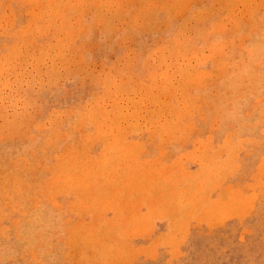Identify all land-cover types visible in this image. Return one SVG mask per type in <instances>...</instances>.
<instances>
[{
    "label": "rangeland",
    "instance_id": "374dc122",
    "mask_svg": "<svg viewBox=\"0 0 264 264\" xmlns=\"http://www.w3.org/2000/svg\"><path fill=\"white\" fill-rule=\"evenodd\" d=\"M6 1H8V2H6ZM19 1L20 0H0V24L1 23L5 24V25H2V24L0 25L1 27H3V28L0 27V55L4 53L3 56H0V71L5 74L4 75L3 73L0 72L1 73L0 74V77H1L0 78V82H1L0 83V100H1L0 101V108H1V110H0V117H1L0 122H1V124L4 122L2 125H0V212H1L0 213V264H58V263L59 264H81L83 261L84 262L82 264H87V263L88 264H102V262H103V264H108V263L109 264H111V263L115 264L117 261L120 262L117 264H121V263L122 264H264V166H263L264 165L263 164L264 163V160H263L264 159V132H263V130H264V114H263V112H264V109H263L264 108V0H254V1H256V3L253 0H251V1L250 0H239L240 3L241 2L243 3V1H244V3H243L244 5H242V3L240 4L239 1L237 2L236 0L235 1H233V0H224L223 1L222 0L224 3L223 2L221 3L220 0H216L217 2L214 0H201V1L200 0H179V2H178L176 0L175 1L176 4L173 2L174 0H138V6H134V5H137V0H126V1L125 0H121V1L120 0H114V2H113V0H110L109 2H107L106 0H102V3H101V0H98V1L96 0L97 3L99 1L101 3V4L99 3L98 5H97V3L95 5V3H94L95 0H92V1H90V0L89 1L88 0H82V1L73 0L74 3L72 0H70V2L72 1L71 3H68L69 0H65V2H64V0H57L60 2H57L56 0H53L54 2L52 0H49V2H52L51 4L46 3V2H48V0L47 1L46 0H37V1L25 0V1H27L26 3L24 0H22L23 2L22 1L19 2ZM29 1H31V2H29ZM104 1H106L107 3H105ZM111 1L113 2V4ZM145 1H146V3H144ZM227 1H230V2H227ZM75 2H77L76 4H78V5H76ZM81 2H83V3H81ZM122 2H123V4L121 5ZM140 2L141 3L143 2V3L141 4ZM215 2H216V4H215ZM36 3L39 5V9H37L38 5H36ZM57 3H58V5H57ZM220 3L222 5H220ZM3 4H5V5H3ZM48 4H50V5H48ZM79 4L82 5L83 7L80 6ZM87 4H88V6H87ZM171 4L173 6L172 8H171V6H169ZM179 4H181V5H179ZM212 4H214V5L212 6ZM226 4L229 5L230 8ZM232 4L233 5L237 4V6L235 5L236 6L235 7ZM56 5L58 6V10L56 9L57 11H59V9H61L63 7L62 10H60V12H58V13H60V15L57 14L58 16L55 14V13H57V11L54 10L57 7ZM71 5H73L75 7H72ZM94 5L96 7H93ZM126 5L127 6L130 5V6L126 7ZM140 5H141V7H140ZM145 5H148V6H145ZM176 5H177V7L178 6L179 7L177 8ZM250 5H252V6H250ZM54 6H55V8H54ZM70 6H71V8L69 9L68 7H70ZM78 6H80V7H78ZM98 6H99V9H98ZM103 6H105V7H103ZM110 6L111 7L115 6V7L114 8L112 7L111 8L112 10H110ZM121 6H124V7H121ZM192 6H194V7H192ZM31 7L34 10L36 9V11L33 12ZM49 7H50V9H49ZM81 7H82V9H81ZM90 7H92V8H90ZM139 7H140V9H139ZM233 7H234V9H233ZM106 8H109V9H106ZM141 8L143 9V13H142ZM148 9L150 11L152 10L155 12L152 13V11L150 12ZM170 9L171 10L173 9L174 11L172 10L171 12H167V11H170ZM198 9H199V11H198ZM212 9H214V10H212ZM218 9H219V12H218ZM232 9H233V11H232ZM247 9H249V10H247ZM37 10L38 11L41 10V11L38 12ZM81 10H84V11L82 12ZM201 10L203 12L200 14ZM48 11H50V13L51 12L52 13L49 14ZM112 11H113V13H112ZM210 11L212 13H210ZM4 12H6L5 13L6 15L4 14ZM35 12L39 13V16H37L36 15L37 13L35 14ZM104 12H105V14H104ZM135 12H136L137 16L139 15V13H140V15L142 14L144 16L139 15V17H137V16H135ZM232 12H234V13L232 14ZM73 13H74V15H73ZM163 13H164V16H163ZM190 13H193L195 17L194 16L191 17L193 14L190 15ZM209 13H210V15H208ZM3 14H4V16H2ZM27 14L29 16H27ZM118 14H120V15L118 16ZM122 14H123V16H122ZM125 14H127V15H125ZM128 14H130V15H128ZM169 14L171 15L172 18L170 17ZM224 14H226L227 17L229 15H231L228 17L230 20L227 19V17H224L223 16ZM198 15H200V16H198ZM59 16L63 17L64 19H62ZM68 16H70L69 19L71 20V22H68V21H70L69 19H67ZM72 16H73V18H72ZM106 16H108V18ZM132 16H134L135 18ZM196 16L200 17V19H198V17H196ZM221 16H223V18L220 21L219 18L221 19ZM1 17L2 18L5 17V18H3L4 20L1 19ZM53 17L56 21L54 19H52ZM125 17H126L127 21L128 20H130V21H128V22L126 21V23H125V21H124ZM127 17H128V19H127ZM190 17H191V19H190ZM48 18H50L51 20ZM105 18L107 19V21ZM131 18H132V20H131ZM141 18L142 19L145 18L144 21H142ZM33 19H35L34 24H32L34 22V21H32ZM134 19H136V22ZM167 19H169V20H167ZM196 19H198V20H196ZM223 19L229 20V21L227 22ZM60 20H61V23H58ZM147 20H150V21H147ZM189 20L192 22H190ZM8 21H10V22H8ZM29 21H31V22H29ZM105 21L109 24V26H111V25L112 26L111 27H109L108 25L106 26ZM172 21H173V24H172ZM174 21H175V23H174ZM137 22H139V24ZM143 22L145 23V25L140 26ZM185 22L187 23V25ZM195 22H198V23H195ZM218 22H219V24H220V22H221V24H222V22H224V24H226V25L225 26L222 25V27H221V24L220 25L217 24ZM56 23L60 27H58V25H56ZM134 23L137 25H135ZM24 24L25 25L29 24V25L28 26L26 25L27 26L26 27ZM72 24L74 26H72ZM189 24L192 27H189L190 26ZM62 25H63V27H62ZM133 25H135L137 27H135ZM211 25L216 26V27L219 26V27L214 28ZM9 26H11V27H9ZM131 26L133 29L131 28ZM7 27H8V29H7ZM24 27H26L27 29ZM28 27L29 28L31 27V29L29 30ZM72 27H74V28L72 29ZM201 27H203V28L205 27V29H203ZM207 27L208 28L210 27V31H208ZM225 27H227V28H225ZM5 28H6V30H4ZM33 28H35L36 30ZM186 28L191 29V30H187ZM196 28H197V30H196ZM199 28H200V30H199ZM206 28H207V30H206ZM1 29H2V33H1ZM25 29H26V31L24 32ZM59 29L61 32L59 31ZM66 29L69 31V33H68V31H66ZM167 29L168 30L170 29V31H168ZM180 29H181V31H180ZM217 29L220 31H217ZM8 30H9V32H5ZM19 30H21V31H19ZM22 30H23V33H22ZM137 30H139V32ZM192 30H194V31H192ZM27 31L31 34H29ZM3 32H5V33H3ZM184 32L187 35H185ZM212 32L213 33L215 32L216 34L215 33L213 34ZM20 33L23 35L21 36ZM58 33H60V34H58ZM174 33H176L177 35H175ZM16 34H19V36L18 35L16 36ZM189 34H192V35H189ZM193 34H195L196 37H194ZM198 34L202 38H200L198 36ZM59 35L61 37H59ZM203 35H206V36H203ZM210 36H211V38H210ZM169 37L170 38L172 37V38L170 39ZM204 37H206V38L203 39ZM55 38L57 40H55ZM165 38H167L168 40H166ZM58 39H60L61 42ZM62 39H64V41H67V42L62 41ZM180 39H181V41H180ZM206 39H208V40L210 39V43ZM20 40H21V42L22 41L23 42L19 43ZM26 40H28L29 42H27ZM165 40H166V42H165ZM176 40H178V41H176ZM11 42H13V43L11 44ZM45 42H46V45H45ZM55 42L57 43V45H55ZM175 42L176 43L178 42V43L176 44ZM184 42H185V44L187 43L186 45H188L187 46L188 48L197 47V48H195L196 50L195 49H193V50L196 51L198 56H195L196 53L193 50H191V48H190V50H191L190 51L186 47V45L183 46ZM217 42L220 45H221L220 42H223L221 45L222 48H221V46H219V44ZM23 43L26 44V46H24ZM49 43H50V45H49ZM208 43L210 44L209 48L207 47ZM212 43H213V45H212ZM215 43L217 44V46ZM4 44H7V45H4ZM51 44H53V45L51 46ZM63 44H65L66 46ZM157 44L159 46H161V45H163V46L159 47ZM190 44L193 45V47L190 46ZM205 44H206V46H205ZM43 45H44V47H43ZM214 45L216 47H219V48H217V50H216V47ZM58 46H59V48H57ZM213 46H214V48H213ZM48 47H50V48H48ZM154 47H156V48H154ZM168 47L170 49L171 48L172 49L170 50V49H168ZM183 47L185 49H183ZM210 47H212V49H210ZM228 47L230 49H228ZM18 48H20V49H18ZM32 48H33V50H32ZM198 48H199V50H198ZM12 49L14 52L12 51ZM38 49L39 50L41 49V50L38 51ZM46 49H48V50H46ZM58 49L62 52H60ZM176 49L178 50V52ZM179 49H180V51L183 50L182 53L184 55L186 54L189 58L184 56L183 54H181ZM55 50H56V52H55ZM150 50H151V52H150ZM172 50H174L175 52ZM184 50H186V52ZM18 51H19V53H17ZM21 51H23V53H21ZM63 51H64V53H63ZM198 51L200 54L198 53ZM44 52L45 53L47 52L46 55ZM190 52L194 53V55L189 54ZM210 52H212L213 54L211 53V55H210L209 54ZM221 52L223 54H221ZM6 53L8 54V56ZM55 53H56V55H55ZM167 53H168V55H167ZM175 53L178 55H175ZM65 54L67 55V57L64 58V56H66ZM149 54H150V56H149ZM172 54H174L175 56ZM180 54L183 56L179 57ZM203 54H206L207 56L209 54L210 56H208L209 57L208 58V57H206V55H203ZM214 54L216 56H214ZM219 54H221L222 57ZM4 55H6V56H4ZM13 55H15V56H13ZM29 55L31 57H29ZM33 55H34V57H33ZM61 55H63L62 58H61ZM155 55L156 56L159 55L160 60L157 57H152ZM16 56H18V57H16ZM148 57L150 60L148 59ZM176 57L179 59L178 62L180 61V63H178L179 65L177 64ZM203 57H206L205 63L202 62V60L204 59ZM217 57L219 58L218 61H217ZM39 58H43V59L41 60ZM29 59L32 61H30ZM64 59H65V61H64ZM182 59L185 62H181ZM143 60H144V63L146 60L148 62H146V64H144ZM161 60L165 61V62H161ZM33 61H35V62H33ZM127 61L129 62L130 65L128 64ZM157 61H158V64L155 63ZM219 61H220L219 64L222 67H224L223 70H222V67H220V65L218 64ZM232 61H233V64L231 63ZM2 62H3V64H1ZM151 62L153 64L155 63L154 64L155 66H151V64H152ZM160 62H161V65H160ZM175 62H176L177 66L174 64ZM214 62H216V63H214ZM147 63H149L148 67H146ZM224 63L226 65H223ZM142 64H144L145 66ZM239 64H240V66H239ZM4 65H6V66H4ZM10 65L12 66V68ZM37 65H40V66L37 67ZM129 66L131 69L128 68ZM179 66H181L183 68V70ZM194 66H196V67H194ZM153 68H156V69L154 70ZM165 68H167V69H165ZM188 68H191V69H188ZM197 68H199V70H197ZM232 68H233V70L231 71L230 69H232ZM159 69H162L163 72L164 71L165 72L163 73V72H161L162 70H159ZM176 69H178V70H176ZM179 70H182L181 72L186 71L185 73L187 74L188 79H186L185 73L180 72L178 74L177 71L179 72ZM202 70H204V73H200ZM217 70L218 71L220 70L221 73L220 74H216L219 72L213 73ZM118 71H119V73H118ZM154 71H156V72L159 71V72H157V74H153V73H156ZM206 71H209L210 75ZM227 71H229V72H227ZM106 72L109 75L106 74ZM150 72H152V73L150 74ZM174 72H175V74H174ZM113 73H114V75H113ZM158 73H161L162 75L161 74L159 75ZM198 73L200 75H198ZM105 74H106V77H105ZM148 74H149V77L147 78ZM173 74L175 77L173 76ZM177 74H178V76H177ZM181 74H184V75L181 76ZM204 74H205V76H204ZM215 74H216V77L218 76L219 78L216 79V77L214 76ZM99 75H101V76L103 75L102 77H105L108 79L110 78L109 80H111V81L109 82V80H108V82L105 83L107 79L101 78V76L99 78L98 77ZM128 75L131 76V78ZM166 75H168L169 77L165 78V77H167ZM179 75H180V79H179ZM132 76H134V77H132ZM135 76H137L136 77L137 82L139 80L138 85H136L137 84L136 80L133 79V78H135ZM145 76H146V78H145ZM191 76H193V77H191ZM7 77H9L10 80ZM11 77H13V78H11ZM111 77L114 80V82L112 81ZM183 77L186 80L183 79ZM197 77H198V79H197ZM90 78H91V80H90ZM93 78L96 80H93ZM150 78H151V80L153 79L152 82H150L151 81ZM163 78H164V80H163ZM170 78L172 80H174L173 84L171 83L172 80ZM191 78L194 81H192ZM211 78L213 81L216 80L214 82L215 84L213 83ZM97 79H100V80H97ZM124 79H126L127 81H124ZM154 79H157V81ZM169 79L171 80V82ZM189 79H190V81H189ZM203 79H205V80H203ZM6 80H7V82H6ZM130 80H132V81H130ZM184 80L186 82H184ZM199 80H201L202 84ZM128 81L132 85H130ZM154 81H156V82L154 83ZM160 81L163 82V83L161 82L162 86L160 85L161 84ZM164 81L166 83L170 82V84H166V87H164L165 86ZM102 82H104L105 85L102 84ZM115 82H116V84L114 85ZM157 82H158V85H156ZM178 82H179V84H182V86L181 85L178 86L179 85ZM180 82H183L184 84L180 83ZM189 82H191L192 84L196 83L198 86L195 84H194V86H192L191 83H189ZM205 82H207L206 83L207 85L205 84ZM208 82H210V83L208 84ZM108 83H110L111 85H109ZM127 83H128V85H127ZM185 83H186V85H185ZM106 84L109 85L110 87L107 86ZM139 84H141V87ZM142 84H144L145 86H142ZM147 84H149L150 86L152 84L153 87L152 86L150 87L149 85L147 86ZM154 84H155V86H154ZM163 84H164V86H163ZM117 85H118V88H116ZM124 85L126 86V88H124L125 87ZM168 85L170 87H168ZM129 86H132V87H129ZM136 86L138 88H136ZM156 86H158V87H156ZM190 86H192V87L190 88ZM159 87H162V88H160L162 90H160V89L157 90ZM173 87L175 90L173 89ZM111 88H112V90H110ZM145 88L146 89L150 88L151 90H145ZM188 88H190V89L193 88V89L190 90ZM116 89H117V91H116ZM118 89H120V90L118 91ZM126 89L129 91V93ZM136 89H137V91L138 90H140V91L142 90V91L137 92V91H135ZM168 89H169V91H168ZM171 89H172V91H171ZM120 91L123 92L122 95H121ZM131 91H132V93H131ZM183 91L186 92V94H188V97H187V95H186V97H184L185 94L183 93ZM111 92H112V95H111ZM152 92H154L153 94L155 96H153V94H151ZM155 92H157V93H155ZM101 94H103V95H101ZM114 94H115V96H114ZM135 94H137V95H135ZM181 94H184V95H181ZM134 95H135V97H133ZM138 95H140V97H138ZM193 95L195 96V98L193 97ZM108 96H109V99H107ZM136 96L139 99H137ZM148 96L151 98H149ZM181 96H183L182 99L180 98ZM114 97H115V100H114ZM120 97H122V99ZM130 97H131V100H130L131 103L129 101ZM146 97H147V99H145ZM172 97H174V98H172ZM135 98L137 100V103H136ZM10 99H12V100H10ZM100 99H101V101H100ZM116 99H117V101H116ZM155 99H156V102L153 101ZM166 99L169 101L170 105L168 104V102L166 104ZM184 99L186 101H184ZM102 100H104V101H102ZM147 100H149V101H147ZM193 100H195V102ZM5 101H7V105H5L6 104ZM118 101H120V102H118ZM170 101H171V103H170ZM200 101L203 103L201 104ZM93 102H94V104H93ZM98 102L99 103L103 102V103L101 105H99ZM115 102L117 103V105H119V108L121 107V104H122L123 108L121 107L119 109V108H117L118 106L116 105L117 106V107L115 106L117 108L116 109L113 106V105H115ZM122 102H124V103H122ZM126 102L129 105L131 104L130 107H128V104H126ZM138 102H139V104H138ZM183 102H185V103H183ZM86 103H87V105H86ZM163 103L166 104V106L163 105ZM180 103H183V104H180ZM195 103H196V106H195ZM197 103H200L199 105L201 107H199V105ZM109 104L111 107L109 106ZM145 104H147V105H145ZM188 104H190V105H188ZM97 105H98L99 109H98ZM141 105H142V107H141ZM168 105H169V108H167ZM180 105H181V107H180ZM100 106L102 108H104L106 111L104 109L100 108ZM112 106L114 107V109L112 108ZM139 106L141 109L142 108L143 109L139 110ZM145 106H146V108H144ZM158 106H159V108H158ZM189 106H191L192 108ZM85 107L87 108V110L85 109ZM94 107H96V108H94ZM127 107H128V110H126ZM135 107H137L138 109L137 108L134 109ZM82 108H84L83 109L84 112H82L83 111V110H81ZM91 108L93 110H95L94 115H93L94 111ZM157 108H158V110H157ZM170 108H172V109H170ZM187 108H190V110ZM17 109L20 112H18ZM88 109H91V110H88ZM159 109H160V111H159ZM185 109H187V110H185ZM261 109H263V111ZM2 110H4V111H2ZM99 110L101 111V113ZM102 110H103V112H102ZM136 110L138 111L137 113H135ZM145 110H147V112ZM170 110H171V112H170ZM183 110H184V112H183ZM198 110H200V111H198ZM108 111H110V112H108ZM156 111H157L158 115L156 114ZM172 111L174 112L175 115L173 114ZM113 112H114V115H113ZM117 112L119 113V115ZM122 112L124 113V115ZM128 112H130V113H128ZM102 113H104V114H102ZM138 113L140 116L138 115ZM147 113H149V114H147ZM150 113H152V116ZM53 114H55L54 117L56 118V120L58 122L55 121ZM98 114H100V116L104 115V118L100 117ZM121 114H122V116H120ZM141 114H142V116L144 115L143 116L144 118L141 116ZM184 114L187 117H185ZM89 115H91V116L89 117ZM166 115H167V117H166ZM177 115H178V117H177ZM13 116H15V118L18 120L15 121V118ZM109 116H111L110 117L111 120H110ZM112 116H116L117 118L113 117L114 120H112L113 119ZM149 116L151 118H149ZM169 116H170V119L173 117L172 118L173 120L172 119L170 120ZM45 117H46V119H45ZM84 117H85V119H83ZM122 117L124 118V120ZM126 117H128V119ZM130 117H132V119ZM163 117H165L167 119H165ZM174 117H176V118H174ZM5 118H6V120H5ZM12 118L14 120H11ZM49 118H51V119L49 120ZM95 118H97V119H95ZM101 118L103 119V121ZM141 118H142V120H141ZM177 118H178V120L181 118L180 122L177 120ZM9 119L11 120V122ZM80 119L82 120V122L80 121ZM107 119L110 122H107ZM145 119H149V120L145 121ZM175 119H176V121L174 122V126H173V121ZM134 120H137L138 122L134 121ZM152 120L154 121V123ZM186 120H188V121H186ZM12 121H14L16 123L13 124ZM20 121H22V122H20ZM41 121L45 124L41 125ZM49 121H51V122H49ZM104 121H105V123H103ZM128 121L130 122V125H129ZM164 121H166V122H164ZM189 121H190V123H189ZM114 122H117V123H114ZM135 122H137V123H135ZM143 122H144V124H143ZM21 123H22V125H21ZM50 123H52V124H50ZM58 123H59V126H57ZM79 123H81V124H79ZM83 123H84V125H83ZM95 123H97V124H95ZM111 123H113V124H111ZM131 123H134V124H131ZM162 123H163V125H162ZM6 124H7V126H5ZM37 124H38V127L39 126L41 127V129H40V127L39 128L36 127ZM110 124L113 126H111ZM154 124L157 126H155ZM191 124H194V125L191 126ZM47 125H49V126H47ZM52 125H54L56 128L58 127V130H56V128L54 129V127ZM78 125H79V127H78ZM80 125H83V126H80ZM93 125H96V126H93ZM135 125H138L137 127H139V128H136ZM141 125H142V127H141ZM145 125L148 126L150 129L149 128L144 129ZM177 125H178V127H176ZM182 125H184V126H182ZM189 125H190V127H188ZM3 126L5 127L4 129H2ZM101 126L103 128L105 126V129L107 132H105L104 129L101 128ZM108 126H110V127L108 128ZM120 126H122V127H120ZM133 126H135V127H133ZM185 126H187V127H185ZM7 127H8V129H9V127L10 128L13 127V128L10 129L11 131L10 130L7 131V130H5V129H7ZM83 127H84V129H83ZM112 127H113V129H112ZM118 127H119V129H118ZM184 127H185V129H184ZM18 128H19V131L21 130L20 132L15 131V130H18ZM78 128H81V130ZM115 128L117 129L116 132H115V130H116ZM120 128H122V131ZM129 128H131V129H129ZM155 128L158 130H155ZM169 128H171V129H169ZM178 128H179V131H177ZM187 128H189L190 131ZM100 129H101V134H100ZM102 129L104 132H102ZM128 129H129V132L127 131ZM172 129L174 130V132ZM180 129H183V130H181L182 134L180 133ZM186 129H187V133L184 132ZM4 130H5V134H4ZM12 130H13V132H12ZM153 130H155V131H153ZM163 130H164V133H163ZM167 130H168V133H167ZM61 131H64V132L62 133ZM96 131L97 132L99 131L100 135ZM126 131H127V133L125 134ZM8 132H9V135L8 134L6 135V133H8ZM14 132L17 134H14ZM93 132L95 135L93 134ZM151 132L153 133V135ZM229 132H230L231 136H229ZM54 133H56L57 135L56 134L54 135ZM59 133H60V137H58ZM64 133H66V134L63 135ZM86 133H88V134L90 133V134L87 135V137H86L85 136ZM111 133H112V135H111ZM116 133L117 134L122 133V135L121 134L117 135ZM141 133H142V135H141ZM160 133H162V134H160ZM169 133H171V134H169ZM173 133H175V134H173ZM184 133H185V136L183 135ZM3 134H4V136L6 135L4 138L2 137ZM115 134L117 136H120V135L121 136L117 137ZM124 134L126 136H124ZM167 134H169V135H167ZM172 134L175 136L173 137ZM208 134H210L212 136L209 135L210 138H208ZM93 135L97 136V137H94ZM171 135L173 137L172 139L170 137ZM179 135H180V138L182 139V141H181V139L178 138ZM63 136H64V138H63ZM99 136L100 137L102 136V137L100 138ZM106 137H107V139L109 138V140H107ZM115 137H117L118 139ZM121 137H124L125 139H121ZM166 137H168L167 140L168 139H171V140L166 141ZM247 137L249 138V140L246 141ZM187 138L189 139V141ZM198 138H199V141L201 140L200 142L202 144H203V142L206 144V145L203 144L204 147H202L203 145H201V143H199V141H197ZM223 138L226 139V142L223 141V140H225ZM241 138H243V139H241ZM183 139H185L187 141H185V140L183 141ZM238 139H240V141ZM48 140H50V141H48ZM122 140L123 141L125 140L124 144H123ZM130 140H133V141L136 140V141L132 142ZM237 140H238V142H237ZM250 140H252V141L248 143V141H250ZM86 141H88V142H86ZM120 141H121V144H120ZM126 141L128 142L127 144H126ZM48 142H49V144H48ZM89 142H92V143H89ZM112 142H114L115 144L117 143L116 145H118L119 147L118 146L115 147V144ZM137 142H138V144H137ZM222 142H224L225 144H228V145L230 143L229 146L232 149H229L230 147L226 148V146ZM110 143H112L113 146ZM131 143H132V145L134 144L133 146H138L141 148H135V147L133 148ZM84 144H85V147L87 146L88 148L87 147L84 148L83 147ZM129 144L131 145L130 147H132V148H129V146H127ZM142 144H143V146H142ZM222 144H223V146H222ZM78 145H79V147H81L80 148L81 151L79 150ZM110 145L113 148H109V150H108L107 147H109ZM207 145L210 148H207ZM231 145H235V148L237 147L236 145H240V148L243 146L244 148L242 147L243 149L242 148L240 149L239 147H237L236 148L237 150H236L233 148L234 146H231ZM194 147L198 151H195ZM221 147L223 149L222 151H221ZM65 148L66 149L68 148L67 151L65 150ZM104 148H105V150H101ZM126 148H129L130 150L134 149L131 151V152L134 151V154L133 153L131 154L130 150L129 149L127 150ZM142 148L144 150H142ZM238 148H239V151H238ZM82 149H84V150L86 149V150L84 151ZM136 149L137 150L141 149V150L137 151ZM224 149H225V151H224ZM233 149H234V151L236 150L235 151L236 153L238 151V153L234 154L232 152ZM42 150H43V152H42ZM64 150L67 152V154H66V152H64ZM71 150L73 152L74 151L81 152V153H79V152L74 153L77 157L79 156V158H77L75 156L73 159V157H72L73 155H72ZM205 150L207 153L205 152ZM70 151H71V153H70ZM100 151H101V153L104 154V156L100 153ZM103 151H105L106 153H104ZM122 151H124V152H122ZM187 151L188 152L190 151V153H188V154H190V155L192 154V156L188 155V157H185L187 155L186 154ZM214 151H216V152H214ZM218 151H219V153H217ZM226 151H229L230 153L226 152ZM119 152L121 153V155ZM129 152H130L132 157H130L129 154H126ZM212 152L217 153L216 155L220 154L218 156V159H217L218 162L215 159V158H217V156L214 153L212 156ZM202 153H205V155ZM64 154L66 156H64ZM68 154H69V156H68ZM105 154H106V156H105ZM200 154H202L203 157ZM209 154H210V156H209ZM59 155H61V156H59ZM109 155H110V157L113 156L114 159H113V157L112 158L107 157ZM116 155L122 156L121 159H124V160H120V157L116 156ZM62 156H63V158H62ZM84 156H87V158H85ZM126 156L128 157L127 162L130 161L131 164L125 163ZM133 156H135V159ZM189 156H190V158H189ZM193 156H194V160H193ZM200 156L202 157V159ZM23 157H25V158H23ZM64 157H65V160H64ZM102 157H104V158H102ZM115 157L116 158L119 157L118 158L119 162H118V159H116ZM136 157H139L138 160H136ZM195 157H196V159H195ZM197 157H198V159H197ZM226 157L228 159H230V158L233 159L232 162H233L234 166H231L232 165V163L230 162L231 159L228 161ZM61 158H62V160H61ZM75 158H77V161ZM100 158H101V161L99 160ZM155 158L158 159V163L156 161L155 162L152 161L153 165L149 164L150 165L149 166L148 164H146L147 162L151 163L150 161L152 159L156 160ZM210 158H212L213 161H215V162L211 161L212 159H210ZM78 159H79V161H78ZM85 159L86 160L89 159V161L88 160L85 161ZM96 159H98V160H96ZM132 159H134V160L131 161ZM144 159L147 162H145ZM70 160H71L70 163H72V161L75 160V161H73V163L75 165L73 163L71 164L72 166L69 165L70 163L68 161H70ZM140 160L142 162L141 165L139 164V163H141ZM201 160L204 162L203 165L201 164V163H203V162H201ZM120 161H123V162H120ZM134 161L135 162L137 161L138 164L132 163ZM143 161H144V163H143ZM206 161H208V162H206ZM262 161H263V163H262ZM25 162H26V165H25ZM75 162L78 164H76ZM111 162H113V164ZM117 162L120 164H118ZM179 162H180V164L181 163L182 164L180 165ZM205 162H206V164H208L207 167L205 166L206 165ZM216 162H217V164L214 165ZM227 162H229V163H227ZM14 163H16V164H14ZM64 163H66V164H64ZM86 163L88 164V166H86L87 165ZM223 163L225 165H223ZM53 164H55V165H53ZM56 164H57V166H56ZM91 164L93 166H91ZM102 164H104V166ZM132 164H133V166H131ZM143 164L148 165V167L146 165H143ZM174 164H176V165H174ZM229 164L231 166L230 167L231 169H227V168H229ZM235 164H236L237 168L235 167ZM67 165L71 166L70 170L68 169ZM76 165L77 166L82 165V166L77 167ZM83 165H85V166H83ZM171 165H174V166L171 167ZM201 165L205 166V167H202ZM220 165H222V166H220ZM74 166H76V167L74 168ZM100 166H102L103 169H101ZM181 166H183V168ZM217 166H220V167L217 168ZM260 166H262V167H260ZM30 167H31V170H30ZM36 167H37V169H36ZM57 167L58 168L60 167L59 170H63L64 173H65V171H66V173L68 172L67 174L70 177H67L66 173L61 175L62 172H59ZM64 167H66L65 171H64V169H62ZM89 167L91 169H89ZM94 167H95V169H94ZM122 167H124V168H122ZM158 167H159V170H157ZM73 168L76 169V171ZM85 168L87 169L88 172L85 171L86 170ZM105 168H108V170ZM113 168H114V170H112ZM139 168H141L142 171ZM153 168L154 169L157 168V169L154 170ZM171 168H175V170H177V172L178 171L179 172L177 173L176 171H174V169L172 171H170ZM181 168L187 169V170H192V171H189L187 173L191 179L186 174L187 170H186V172H185V170L180 171ZM198 168H200L201 171H199ZM220 168H221V170H220ZM67 169H68V171H67ZM92 169H94V170H92ZM100 169H101V172L103 175H101ZM144 169H146V170H144ZM226 169H227V172H226ZM235 169H236V171H235ZM72 170H74L75 172H73ZM80 170H82V171H80ZM95 170H96L97 174H96ZM127 170L128 171L130 170L131 172L133 170L132 174L136 173V177H135V174L132 175L131 172L130 171L127 172ZM167 170L170 171L168 174H167ZM196 170H198L199 172H197ZM231 170H233V171H231ZM69 171H71V172H69ZM79 171H80V174H79ZM93 171H94V173H93ZM149 171H150V174H149ZM222 171H224L226 173L223 174ZM10 172L15 177H13ZM113 172H114V174H112ZM122 172H123V174H122ZM147 172H148V174H147ZM191 172H193V173L191 174ZM205 172H207L206 173L207 175H205ZM54 173L57 176L53 175ZM125 173H127L129 175H126ZM144 173H145V175H144ZM197 173L203 174V177H201V174H199L200 177H198ZM219 173H220V175H219ZM107 174H108V176H107ZM130 174H131V176H130ZM165 174H167L166 175L167 178L165 177ZM170 174L172 176H170ZM185 174H186V176H185ZM213 174H214V177H213ZM222 174L223 175L226 174V176H222ZM121 175H123V176H121ZM146 175L150 176V177L148 178ZM156 175L159 177L154 180V178L157 177ZM163 175L165 178L163 177ZM182 175L184 177L183 182H181L182 178H183ZM75 176L76 177L78 176V177L75 179ZM118 176H120V178H118ZM128 176H129L130 180H128ZM179 176L182 178H180ZM194 176L198 177L197 180L195 178L196 182L194 180ZM221 176L223 177V179H221ZM60 177H62L63 179ZM89 177L90 178L93 177V178L90 179ZM102 177H106L105 181H103L104 179ZM171 177H172V179L173 178L174 179L172 180ZM175 177H177V178L175 179ZM178 177L180 179H178ZM207 177H210V178H208V180H207L206 179ZM11 178L13 179L12 181H11ZM49 178H50L49 181L52 182L53 184L58 180L55 183V186H57L56 188H58L57 190H56L54 185H51L52 183L50 184V182L48 181ZM55 178H56V181H55ZM64 178H66V179L64 180ZM70 178H72V179H70ZM86 178L89 179V182L86 180ZM98 178L100 179L99 181H98ZM134 178H135V180H136V178H138L137 180H139V181L143 179L142 181L144 183L142 181L138 182L137 180H136L137 181L136 182L133 180ZM200 178H202L201 181H199ZM16 179L18 180V182ZM59 179L60 180L62 179L61 180L62 183L66 184V185L64 186V184H63V186H62V184L60 183L61 181ZM93 179H94V181H93ZM114 179H115V182H114ZM147 179L151 180V182H149ZM165 179H167V180H165ZM77 180L78 181L80 180L78 182V184H77ZM125 180H127V181H125ZM144 180H146V181H144ZM157 180H158V182H157ZM161 180H162V182H161ZM175 180L180 181V182H178L179 184ZM44 181L46 182L45 186H44ZM47 181L49 182L50 185L48 184ZM71 181L72 182L74 181V182L71 184ZM84 181H86L88 183L86 184V182H84ZM111 181L115 184L113 185ZM118 181L120 184H117ZM174 181H175V183H174ZM191 181L195 184H193ZM254 181H255V183H254ZM13 182H14V184H13ZM69 182H70V184H69ZM82 182H84L83 186H82ZM107 182H109L110 184ZM147 182H149V183H147ZM152 182L159 184L161 187L157 186L156 184H154ZM159 182H161L162 184ZM169 182H170V185L168 184ZM197 182H199V183H197ZM209 182H211V183L209 184ZM217 182L220 183V185L216 184ZM57 183H60V184H57ZM95 183H96V185H95ZM138 183H140L141 185ZM204 183L207 184L208 187H204V186H207V185H204ZM230 183H231V185H230ZM75 184H77L78 186H76ZM116 184H117V186H116ZM183 184H185V185H183ZM248 184H251V185H248ZM25 185H27V186H25ZM73 185H74V187H73ZM97 185L99 188H101V189H99L98 187H96L97 191H99V192H97L95 190V186H97ZM165 185H167L166 186L167 188L165 187ZM174 185L177 186V188ZM191 185H192V187H191ZM200 185L203 186L205 190L202 187V191H201ZM227 185L228 186L230 185V188ZM21 186H23V187L20 189ZM46 186H47V188H46ZM104 186H106V190H105ZM154 186H157V187H154ZM195 186H196V188H195ZM226 186L230 190L227 189ZM66 187H68V188L70 187V188L68 189ZM75 187H76V189L72 190ZM118 187H120V188H118ZM122 187L125 189H123ZM130 187H132V188H130ZM142 187L143 188L145 187V188L143 189ZM153 187L155 190H152ZM169 187L172 190H170ZM59 188H61V189H59ZM86 188H88V189H86ZM89 188L93 192L90 191V193H89L88 192ZM102 188H104V189H102ZM150 188H151V190H150ZM156 188L159 189V192L161 190H165L167 192L162 191V193L160 192L161 194H159L158 189H156ZM174 188H175V190H174ZM223 188L226 190H224ZM232 188H234V189L232 190ZM17 189H18V191H17ZM53 189H54V191H53ZM130 189H132V190H130ZM141 189H143L144 191H141ZM166 189H168V190H166ZM178 189H179V192H178ZM182 189H183V191H182ZM44 190H46V191H44ZM66 190H67V192H63ZM110 190H111L113 195L109 192ZM156 190H157L158 195L155 194ZM184 190H187V191H184ZM219 190H221V191H219ZM235 190H237V192H235ZM70 191L73 193H71ZM75 191H77V192H75ZM81 191H83V192L81 193ZM106 191H107V193H110V194H106L105 193ZM131 191H133V192H131ZM150 191H152V192H150ZM170 191H172V192H170ZM208 191H210L209 192L210 194H208ZM240 191H241V193H240ZM60 192H61V194H60ZM125 192H127L129 195ZM202 192L203 193L205 192L204 195L202 194ZM52 193L55 195H53ZM94 193H95V195H94ZM96 193H98V194H96ZM99 193L100 194L102 193L101 195H104V196H101ZM139 193L140 194L142 193V197H141V195H139ZM181 193H182V195L180 196V198L181 199L183 197H184L183 199L186 198L185 200L182 199L184 204L180 200V198L178 199L179 194H181ZM220 193H222L221 197L219 196ZM86 194H90L92 197L90 195H86ZM116 194H117V196H116ZM168 194H170L172 197ZM173 194H174V196H173ZM229 194H230V196H229ZM51 195H52V197H51ZM98 195H99V197H98ZM151 195L156 196L158 198L161 197V198H159L161 200V202L158 201L159 202L158 203L156 200L158 198H156V197L152 198ZM196 195H198V196H196ZM201 195L203 197H201ZM249 195H251V197ZM53 196H54V198H53ZM106 196H109V197H106ZM110 196L112 198L114 196V199L110 198ZM115 196L117 199L119 197V200L116 201ZM125 196L130 201L127 200V198H125ZM139 196H140V199L142 198L141 200L139 199ZM149 196L151 198H149ZM169 196L171 198H169ZM205 196L207 198L209 197L210 200L205 198ZM216 196H218V197H216ZM245 196L247 199L250 197L248 200L253 199L252 202L247 201L244 198ZM32 197H33V199H32ZM49 197H50V199H49ZM81 197H84V198L81 199ZM93 197H95V198H93ZM131 197H133V198H131ZM146 197H147V200H146ZM162 197H163V199H162ZM36 198H37V200H36ZM89 198H90V200H89L90 204L88 201ZM124 198H125V202L123 200ZM187 198L189 199V201ZM211 198H215V199H212V201H211ZM216 198H217V200H216ZM92 199L98 203H95L94 201H92ZM107 199H109V200H107ZM134 199H139V200L134 201ZM153 199H155V200L153 201ZM241 199H242V201L244 199V201L240 202ZM120 200H121V203L127 204V205L123 204L125 206L121 207V208H123L122 209L123 212L119 208L122 205L120 203ZM148 200H149L150 204L148 203ZM164 200H167V201H164ZM80 201H82V202H80ZM131 201L132 202L134 201V202L131 204ZM172 201L175 202L176 206L173 205L174 203ZM185 201H187V202H185ZM204 201H206V202H204ZM224 201H226V202H224ZM35 202H36V204H35ZM68 202H70V204H68ZM76 202L77 203L79 202L78 205ZM87 202H88V204H87ZM244 202H245V205L244 204L242 205V203H244ZM247 202H249V203H247ZM93 203H95V205ZM171 203H172V205H171ZM186 203H188L187 205H189V206H183V205H186ZM199 203H201V204H199ZM206 203H207V205H205ZM10 204H11V206H10ZM161 204H163V206ZM229 204H231V205L229 206ZM69 205H70V207H69ZM80 205H82V206H80ZM92 205H94V206H92ZM107 205H108V207H107ZM114 205H116L117 208ZM141 205H142V207H141ZM149 205H150V207H147ZM157 205L158 206L161 205L160 206L161 209ZM167 205H168V207L172 206V208L169 209L167 207ZM239 205H240V207H239ZM127 206H128V208H130V207L132 208L133 213L135 212L134 216H133V213L131 211V208L126 209ZM134 206H137V207L139 206L140 208L135 207V209H134ZM181 206L184 208H182ZM196 206H197V208H196ZM247 206H249L248 209H247ZM96 207H98L99 210ZM100 207H102L104 209H109V210H106L107 212H105V211H103L104 209H102ZM157 207L159 209H157ZM163 207L168 208V209L164 208L165 210H162ZM178 207H181V208H178ZM188 207H189V209H191L190 211L188 210ZM190 207H192V208H190ZM242 207H244L245 210L242 209ZM76 208H79V209H76ZM225 208H227V209H225ZM234 208L236 210H234ZM240 208L243 210V212H241L242 210ZM119 209L121 211H118ZM217 209H219V211H216ZM82 210H85V211H82ZM124 210L125 211L130 210L131 211L130 213H132V214H130L129 211L125 212ZM171 210H173V211H171ZM174 210H177L178 212L174 211ZM179 210H181V212H179ZM221 210L224 211V213L227 214V216ZM246 210H247V212L249 211L248 213L245 212L247 215L244 214V211H246ZM98 211L101 212L100 213L101 215H98L99 214ZM138 211L142 212V213L140 214ZM188 211H189V213L191 212L193 214H189ZM220 211L222 212L223 215L221 214ZM103 212H105V213H103ZM124 212H125V214L128 213L126 215L128 217L124 216V214H123ZM210 212H211L212 216H211ZM240 212L243 213L244 215L241 214ZM92 213H93V215H92ZM102 213H103V215H102ZM118 213L121 215H119ZM137 213H139L140 215L138 214L139 215L138 216ZM165 213L168 215V217ZM238 213H240V216ZM142 214H145V215H142ZM104 215L106 217L109 216V218L108 217L106 218ZM115 215H116V217H115ZM162 215H164V216L166 215V216L162 217ZM172 215H174L173 219L170 218ZM195 215H196V217L194 218ZM131 216H133V217H131ZM182 216H184V217H182ZM142 217H143V219H142ZM148 217L151 219L148 220L149 219ZM155 217H157V218H155ZM223 217L226 219H224ZM115 218H118L119 220L115 219ZM130 218H132V219L134 218L133 219L134 221L137 218V220H136V222H134V221L132 222V221H130L131 220ZM138 218H141L142 220L138 219ZM178 218L179 219L182 218V219L177 220ZM197 218L199 219V221ZM202 218L204 220H202ZM96 219H98V221ZM107 219H108V221H107ZM169 219H171V220H169ZM174 219H176V220H174ZM221 219H223V221H220ZM80 220H81V222H80ZM94 220H96L97 222ZM120 220L122 222H124L123 226H122V224H121L122 222ZM103 221L104 222L107 221L106 224L108 222H109V224L113 223V224H111L113 227L108 226L109 224L106 225L105 223H102ZM148 221L151 222V224L148 223ZM168 221H170V222H168ZM177 221H178V224H177ZM219 221H220V223H222V222L223 223L220 224ZM78 222H80V224L81 223H83V224L80 225ZM125 222H126V224H125ZM130 222H132L134 225ZM184 222L187 223L188 225L184 224ZM207 222H209V223H207ZM75 223H77L78 225L76 224V226H75ZM146 223L149 225L147 226ZM211 223H212V225H211ZM117 224H119L118 226H120V227L122 226V227L120 228V227L116 226ZM84 225H87V226H85L86 229L84 228V230L87 232H84V230L82 228V227H84ZM103 225L105 226V228ZM129 225L132 229L129 227ZM150 225H154V226L151 227L153 230H151L149 232V229H151ZM178 225H180L179 226L180 228L178 227ZM102 226H103V228H101ZM141 226H142V229H141ZM171 226H172V228H171ZM181 226H182V228L184 226L187 230L184 231L185 228L182 229ZM210 226H211V228H210ZM73 227H75V228H73ZM128 227L134 232V234L137 231L135 236H131L134 234L130 229H128ZM143 227H145V228H143ZM173 227L178 228L177 229L178 232L175 231L176 228H173ZM68 228H69V230H68ZM90 228L91 229L93 228L92 229L93 231ZM108 228L110 231L109 230L107 231ZM110 228H112V229H110ZM115 228H118V229H115ZM71 230H73V231H71ZM124 230L127 233L126 237H125V233L123 232ZM146 230H148V231H146ZM99 231H100V233H98ZM171 231H173V232H171ZM182 231H183V234L180 233ZM81 232H83L82 235L80 234ZM164 232H167V233H164ZM169 232H171V233H169ZM175 232H177V233H175ZM71 233L73 236L70 235ZM90 233L92 235L94 233H96V235L94 234L92 236ZM168 233H169V235H166ZM140 234H142V235H140ZM171 234H173V236H170ZM77 235H78V237H77ZM83 235H86L88 241H90L89 242L90 245L87 244L88 241L84 242L87 239ZM95 236H97V237L100 236V237H98V240H97L96 239L97 237H95ZM146 236H148V238ZM175 236L177 238H175ZM179 236H181V237L185 236V238L183 237L184 238L183 239L180 237L181 238V240H180V238H178ZM69 237H70V239H69ZM79 237H82L84 239L82 240V238H79ZM89 237H91V238H89ZM104 237H105V239H104ZM165 237H167V238H165ZM66 238L70 241V243H69L70 245L68 243H66L67 242V240H65ZM73 238L76 240H73ZM155 238H157L156 241H158L157 245H156L155 240H154ZM168 238H170V239H168ZM94 239H96L98 241L97 244L94 243V242H96V240H94ZM101 239H102L103 243L101 242ZM122 239H123V243L121 241ZM158 239H160V240H158ZM172 239L174 240L173 245L169 242ZM71 240L74 241V243H75V241H77V243L74 244V243H72ZM124 240H126V241L128 240L127 242L131 246L128 243H126V244H128L129 247L125 246ZM92 241H93L94 245H92L93 244ZM163 241L165 242V244L168 241L169 244L167 243L166 245L165 244L163 245V243H164ZM104 242L105 243L108 242V243L105 244ZM118 242L119 243L121 242L120 243V246L122 245L121 247H119ZM153 242L155 244H153ZM161 242H163V243H161ZM72 244L74 247L73 246L71 247ZM79 244L82 245V246H79L82 249H80V248L76 249ZM148 244H150V246H148ZM151 244H153V246ZM176 244H178V245H176ZM76 245H77V247H76ZM138 245H139V248H138ZM140 245H142V247H143V245H144V247H145V245H147L145 247L146 249L144 247H143L144 248L143 249ZM175 245L178 248H176ZM97 246H99V247H97ZM106 246H107V250H109L110 252L112 251L113 254H112V252L110 253L109 251H108L109 252V254H108L106 248H103ZM117 246L119 247L120 250L118 249ZM92 247L98 248L99 250L97 249L98 250L97 251L96 249H93ZM132 247H133V249H132ZM135 247H136V249H135ZM147 247H148V249H147ZM83 248L85 249V251ZM116 248L118 249V251H116L117 250ZM114 249H116V250H114ZM171 249H172V251L174 249L177 251L174 250V253H173L172 251L170 252ZM70 250H71V252H70ZM74 250H75L76 255L73 252ZM137 250H139V251H137ZM80 251H81V253H80ZM102 251L106 252V253H103ZM119 251H120V253L118 254ZM121 251H123V252H121ZM146 251L147 252L149 251V252L146 253ZM153 251L156 252V253L154 252V256H156V257L151 256L153 254ZM132 252H135V253H132ZM179 252H180V254H179ZM85 253L87 256L86 255L84 256ZM89 253H91V254H89ZM130 253H131V255H130ZM138 253H139V255H138ZM72 254H74V255H72ZM146 254H148V255H146ZM70 255H72V256H70ZM117 255H118V257L115 258V256H117ZM123 255L126 257V259H123L124 258ZM133 255H135V256H133ZM111 256H113V257H111ZM88 257H91V258L88 259ZM104 257L106 259L105 262H104ZM107 257H109V258L107 259ZM144 257H146V258H144ZM92 258H93V260L94 259H96V260H94V262H93ZM127 258H129V259H127ZM73 259H75V260H73ZM120 259H122L123 262L120 261ZM131 259H132V261H131ZM78 260H80V262H78ZM109 260H111V261L109 262ZM114 260H116V261L112 262ZM97 261H99V262H97Z\"/></svg>",
    "mask_w": 264,
    "mask_h": 264
},
{
    "label": "bare ground",
    "instance_id": "6f19581e",
    "mask_svg": "<svg viewBox=\"0 0 264 264\" xmlns=\"http://www.w3.org/2000/svg\"><path fill=\"white\" fill-rule=\"evenodd\" d=\"M20 1H22V0H20ZM20 1H19V2H20ZM24 1H25V0H24ZM31 1H32V0H31ZM31 1H29V2H31ZM35 1H37V0H35ZM46 1H47V0H46ZM52 1H53V0H52ZM56 1H57V0H56ZM72 1H73V0H72ZM72 1H71V2H72ZM77 1H79V0H77ZM80 1H82V0H80ZM88 1H89V0H88ZM90 1H92V0H90ZM97 1H98V0H97ZM97 1L95 0V2H94L95 5H96ZM106 1L109 2L110 0H106ZM106 1H104V2L107 3ZM120 1H121V0H120ZM125 1H126V0H125ZM175 1H176V0H174L173 2L175 3ZM177 1L179 2V0H177ZM200 1H201V0H200ZM214 1H216V0H214ZM223 1H224V0H223ZM223 1L220 0L221 3H222ZM233 1H235V0H233ZM236 1L238 2L239 0H236ZM250 1H251V0H250ZM253 1H254V0H253ZM253 1H252V2H253ZM6 2H8V1H6ZM22 2H23V1H22ZM26 2H27V1H25V3H26ZM53 2H54V1H53ZM57 2H60V1H57ZM64 2H65V0H64ZM71 2H70V0H69L68 3H71ZM111 2H112V1H111ZM111 2H110V3H111ZM113 2H114V0H113ZM113 2H112V4H113ZM167 2H168V1H167ZM180 2H181V1H180ZM216 2H217V1H216ZM216 2H215V4H216ZM227 2H230V1H227ZM254 2L256 3V1H254ZM37 3H38V2H37ZM37 3H36V5L39 4V3H38V4H37ZM46 3H50V4H51L52 2H49V0H48V2H46ZM55 3H56V2H55ZM73 3H74V1H73ZM76 3H77V2H75V4H76ZM81 3H83V2H81ZM94 3H93V4H94ZM99 3H100V1L97 3V5H98ZM101 3H102V0H101ZM101 3H100V4H101ZM117 3H118V2H117ZM124 3H125V2H124ZM130 3H131V2H130ZM140 3H141V2H140ZM142 3H143V2H142ZM142 3H141V4H142ZM144 3H146V1H145ZM181 3H182V2H181ZM221 3H220V5H222ZM223 3H224V2H223ZM239 3H240V1H239ZM241 3H242V2H241ZM241 3H240V4H241ZM243 3H244V1H243ZM243 3H242V5H244ZM5 4H6V3H5ZM5 4H3V5H5ZM21 4H22V3H21ZM50 4H48V5H50ZM53 4H54V3H53ZM89 4H90V3H89ZM112 4H111V5H112ZM122 4H123V2L121 3V5H122ZM175 4H176V3H175ZM229 4H230V3H229ZM54 5H55V4H54ZM57 5H58V3H57ZM57 5H56V6H57ZM62 5H63V4H62ZM66 5H67V4H66ZM73 5H74V4H73ZM73 5H71V6H72V7H75V6H73ZM76 5H78V4H76ZM79 5H80V4H79ZM95 5H94L93 7H96ZM115 5H116V4H115ZM143 5H144V4H143ZM164 5H165V4H164ZM173 5H174V4H173ZM179 5H181V4H179ZM213 5H214V4H212V6H213ZM226 5H227V4H226ZM232 5H233V4H232ZM235 5L237 6V4H235ZM235 5H233V6H235ZM29 6H30V5H29ZM45 6H46V5H45ZM51 6H52V5H51ZM71 6L68 7V8L70 9ZM80 6H82V5H80ZM80 6H78V7H80ZM87 6H88V4H87ZM99 6H100V5H99ZM99 6H98V9H99ZM107 6H108V5H107ZM124 6H125V5H124ZM124 6H121V7H124ZM128 6H130V5H128ZM128 6L126 5V7H128ZM134 6H138V0H137V5H134ZM145 6H148V5H145ZM169 6H171V8L173 7L172 4L169 5ZM224 6H225V5H224ZM227 6L229 7V5H227ZM227 6H226V7H227ZM236 6H235V7H236ZM247 6H248V5H247ZM250 6H252V5H250ZM26 7H27V6H26ZM37 7H38L37 9H39V5H38ZM82 7H83V6H82ZM82 7H81V9H82ZM103 7H105V6H103ZM112 7H113V6H112ZM112 7L110 6V10H112V9H111ZM114 7H115V6H114ZM114 7H113V8H114ZM140 7H141V5H140ZM140 7H139V9H140ZM176 7H177V5H176ZM178 7H179V6H178ZM178 7H177V8H178ZM192 7H194V6H192ZM214 7H215V6H214ZM221 7H222V6H221ZM253 7H254V6H253ZM5 8H6V7H5ZM41 8H42V7H41ZM43 8H44V7H43ZM45 8H46V7H45ZM47 8H48V7H47ZM54 8H55V6H54ZM54 8H53V9H54ZM62 8H63V7H62ZM62 8L59 9V11H57V10H58V6H57V7L54 9V10L57 9V10H56L57 13H55V14H56V15H57V14L60 15V13H58V12H60V10H62ZM64 8H65V7H64ZM68 8H67V9H68ZM90 8H92V7H90ZM142 8H143V7H142ZM142 8H141V9H142ZM145 8H146V7H145ZM148 8H149V7H148ZM174 8H175V7H174ZM177 8H176V9H177ZM229 8H230V7H229ZM245 8H246V7H245ZM247 8H248V7H247ZM249 8H250V7H249ZM31 9H32V7H31ZM31 9H30V10H31ZM49 9H50V7H49ZM65 9H66V8H65ZM79 9H80V8H79ZM106 9H109V8H106ZM146 9H147V8H146ZM233 9H234V7H233ZM233 9H232V11H233ZM3 10H4V9H3ZM5 10H6V9H5ZM103 10H104V9H103ZM110 10H109V11H110ZM116 10H117V9H116ZM137 10H138V9H137ZM144 10H145V9H144ZM148 10H149V9H148ZM172 10H173V9H172ZM172 10L170 9V11H167V12H171ZM212 10H214V9H212ZM247 10H249V9H247ZM250 10H251V9H250ZM28 11H29V10H28ZM32 11L34 12V11H36V9H35V10L32 9ZM32 11H31V12H32ZM37 11H38V10H37ZM40 11H41V10H40ZM40 11H38V12H40ZM63 11H64V10H63ZM63 11H62V12H63ZM81 11L83 12L84 10H81ZM96 11H97V10H96ZM100 11H101V10H100ZM117 11H118V10H117ZM132 11H133V10H132ZM149 11H150V10H149ZM149 11H148V12H149ZM151 11H152V10H151ZM151 11H150V12H151ZM173 11H174V10H173ZM198 11H199V9H198ZM29 12H30V11H29ZM76 12H77V11H76ZM153 12H155V11H152V13H153ZM202 12H203V11L201 10V11H200V14H201ZM208 12H209V11H208ZM218 12H219V9H218ZM234 12H235V11H234ZM234 12H232V14H233ZM5 13H6V12H4V14H5ZM36 13H37V12H35V14H36ZM48 13L51 14L52 12L50 13V11H48ZM64 13H65V12H64ZM112 13H113V11H112ZM129 13H130V12H129ZM142 13H143V9H142ZM152 13H151V14H152ZM194 13H195V12H194ZM210 13H212V12L210 11ZM210 13H209L208 15H210ZM4 14H3L2 16H4ZM35 14H34V15H35ZM69 14H70V13H69ZM75 14H76V13H75ZM77 14H78V13H77ZM102 14H103V13H102ZM104 14H105V12H104ZM104 14H103V15H104ZM106 14H107V13H106ZM110 14H111V13H110ZM144 14H145V13H144ZM191 14H193V13H190V15H191ZM196 14H197V13H196ZM198 14H199V13H198ZM203 14H204V13H203ZM206 14H207V13H206ZM5 15H6V14H5ZM32 15H33V14H32ZM36 15L39 16V13H37ZM36 15H35V16H36ZM58 15H57V16H58ZM73 15H74V13H73ZM108 15H109V14H108ZM119 15H120V14H118V16H119ZM125 15H127V14H125ZM128 15H130V14H128ZM139 15H140V13H139ZM139 15L137 16V15H136V12H135V16L139 17ZM169 15H170V14H169ZM186 15H187V14H186ZM221 15H222V14H221ZM27 16H29V15L27 14ZM37 16H36V17H37ZM57 16H56V17H57ZM61 16H62V15H61ZM61 16H59V17H61ZM100 16H101V15H100ZM104 16H105V15H104ZM122 16H123V14H122ZM140 16H144V15L141 14ZM145 16H146V15H145ZM163 16H164V13H163ZM165 16H166V15H165ZM178 16H179V15H178ZM187 16H188V15H187ZM193 16H194V14H193L191 17H193ZM198 16H200V15H198ZM198 16H196V17H198ZM205 16H206V15H205ZM223 16H224V17H227L226 14H224ZM223 16H221V19L219 18L220 21L222 20ZM229 16H231V15H229ZM229 16H228V17H229ZM232 16H233V15H232ZM51 17H52V16H51ZM56 17H55V18H56ZM102 17H103V16H102ZM106 17L108 18V16H106ZM111 17H112V16H111ZM116 17H117V16H116ZM132 17H134V16H132ZM152 17H153V16H152ZM166 17H167V16H166ZM168 17H169V16H168ZM170 17H171V15H170ZM173 17H174V16H173ZM184 17H185V16H184ZM191 17H190V19H191ZM194 17H195V16H194ZM228 17H227V19H229ZM3 18H5V17H3ZM3 18L1 17V19H3ZM34 18H35V17H34ZM61 18L64 19L63 17H61ZM65 18H66V17H65ZM69 18H70V16H68L67 19H69ZM72 18H73V16H72ZM72 18H71V19H72ZM134 18H135V17H134ZM171 18H172V17H171ZM187 18H188V17H187ZM187 18H186V19H187ZM203 18H204V17H203ZM28 19H29V18H28ZM31 19H32V18H31ZM48 19H50V18H48ZM52 19H54V17H53ZM67 19H66V20H67ZM95 19H96V18H95ZM105 19H106V18H105ZM105 19H104V20H105ZM127 19H128V17H127ZM129 19H130V18H129ZM141 19H142V18H141ZM144 19H145V18H144ZM144 19H142V21H144ZM150 19H151V18H150ZM193 19H194V18H193ZM198 19H200V17H198ZM198 19H196V20H198ZM205 19H206V18H205ZM225 19H226V18H225ZM225 19H223V20H225ZM231 19H232V18H231ZM3 20H4V19H3ZM34 20H35V19H33L32 21H34ZM50 20H51V19H50ZM54 20H55V19H54ZM69 20H70V19H69ZM131 20H132V18H131ZM134 20H135V22H136V19H134ZM167 20H169V19H167ZM187 20H188V19H187ZM202 20H203V19H202ZM229 20H230V19H229ZM229 20H225V21L228 22ZM234 20H235V19H234ZM55 21H56V20H55ZM63 21H64V20H63ZM67 21H68V20H67ZM106 21H107V19H106ZM106 21H105V22H106ZM124 21H125V23H126V21H127V20H126V17H125ZM128 21H130V20H128ZM128 21H127V22H128ZM147 21H150V20H147ZM175 21H176V20H175ZM175 21H174V23H175ZM189 21H190V20H189ZM8 22H10V21H8ZM27 22H28V21H27ZM29 22H31V21H29ZM64 22H65V21H64ZM68 22H71V20L68 21ZM68 22H67V23H68ZM94 22H95V21H94ZM108 22H109V21H108ZM145 22H146V21H145ZM168 22H169V21H168ZM183 22H184V21H183ZM190 22H192V21H190ZM200 22H201V21H200ZM200 22H199V23H200ZM231 22H232V21H231ZM34 23H35V21H34L32 24H34ZM58 23H61V20H60ZM92 23H93V22H92ZM137 23L139 24V22H137ZM143 23H144V22H143ZM143 23H142L140 26H142V25L144 26L145 23H144V24H143ZM185 23H186V22H185ZM193 23H194V22H193ZM195 23H198V22H195ZM229 23H230V22H229ZM233 23H234V22H233ZM1 24H2V23H1ZM1 24H0V25H1ZM13 24H14V23H13ZM62 24H63V23H62ZM69 24H70V23H69ZM74 24H75V23H74ZM93 24H94V23H93ZM93 24H92V25H93ZM102 24H103V23H102ZM111 24H112V23H111ZM130 24H131V23H130ZM134 24H135V23H134ZM148 24H149V23H148ZM172 24H173V21H172ZM180 24H181V23H180ZM180 24H179V25H180ZM217 24L220 25L221 22H220V24H219V22H218ZM2 25H5V24L3 23ZM11 25H12V24H11ZM24 25H25V24H24ZM26 25L28 26L29 24H26ZM26 25H25V26H26ZM56 25H58V24L56 23ZM107 25L109 26V24L106 22V26H107ZM135 25H137V24H135ZM135 25H133V26H135ZM149 25H150V24H149ZM161 25H162V24H161ZM163 25H164V24H163ZM181 25H182V24H181ZM183 25H184V24H183ZM186 25H187V23H186ZM189 25H190V24H189ZM193 25H194V24H193ZM197 25H198V24H197ZM213 25H214V24H213ZM213 25H211V26L215 28L216 26H213ZM222 25L225 26L226 24H224V22H222L221 27H222ZM227 25H228V24H227ZM27 26H26V27H27ZM30 26H31V25H30ZM32 26H33V25H32ZM72 26H74V25L72 24ZM111 26H112V25H111ZM111 26H109V27H111ZM125 26H126V25H125ZM198 26H199V25H198ZM0 27H1V26H0ZM5 27H6V26H5ZM9 27H11V26H9ZM20 27H21V26H20ZM20 27H19V28H20ZM26 27H24V28H26ZM56 27H57V26H56ZM58 27H60V26L58 25ZM62 27H63V25H62ZM128 27H129V26H128ZM135 27H137V26H135ZM178 27H179V26H178ZM182 27H183V26H182ZM189 27H192V26L190 25ZM217 27H219V26H217ZM217 27H216V28H217ZM221 27H220V28H221ZM1 28H3V27H1ZM24 28H23V29H24ZM28 28H29V27H28ZM66 28H67V27H66ZM70 28H71V27H70ZM73 28H74V27H72V29H73ZM131 28H132V26H131ZM201 28H203V27H201ZM207 28H208V27H207ZM207 28H206V30H207ZM220 28H219V29H220ZM225 28H227V27H225ZM7 29H8V27H7ZM17 29H18V28H17ZM26 29H27V28H26ZM26 29L24 30V32L26 31ZM30 29H31V27L29 28V30H30ZM33 29H35V28H33ZM54 29H55V28H54ZM60 29H61V28H60ZM60 29H59V31H60ZM132 29H133V28H132ZM184 29H185V28H184ZM186 29H187V30H191V29H188V28H186ZM203 29H205V27H204ZM211 29H212V28H211ZM221 29H222V28H221ZM223 29H224V28H223ZM4 30H6V28H5ZM29 30H28V31H29ZM35 30H36V29H35ZM61 30H62V29H61ZM167 30H168V29H167ZM196 30H197V28H196ZM199 30H200V28H199ZM214 30H215V29H214ZM19 31H21V30H19ZM28 31H27V32H28ZM66 31H68V30L66 29ZM72 31H73V30H72ZM137 31L139 32V30H137ZM168 31H170V29H169ZM180 31H181V29H180ZM192 31H194V30H192ZM201 31H202V30H201ZM203 31H204V30H203ZM208 31H210V27L208 28ZM217 31H220V30L217 29ZM5 32H9V30H8V31H5ZM5 32H3V33H5ZM13 32H14V31H13ZM29 32H30V31H29ZM29 32H28V33H29ZM31 32H32V31H31ZM37 32H38V31H37ZM60 32H61V31H60ZM166 32H167V31H166ZM222 32H223V31H222ZM1 33H2V29H1ZM11 33H12V32H11ZM14 33H15V32H14ZM17 33H18V32H17ZM22 33H23V30H22ZM35 33H36V32H35ZM66 33H67V32H66ZM66 33H65V34H66ZM68 33H69V31H68ZM184 33H185V32H184ZM201 33H202V32H201ZM203 33H204V32H203ZM207 33H208V32H207ZM212 33H213V32H212ZM214 33H215V32H214ZM214 33H213V34H214ZM217 33H218V32H217ZM29 34H31V33H29ZM51 34H52V33H51ZM54 34H55V33H54ZM58 34H60V33H58ZM62 34H63V33H62ZM174 34L177 35L176 33H174ZM178 34H179V33H178ZM181 34H182V33H181ZM181 34H180V35H181ZM210 34H211V33H210ZM210 34H209V35H210ZM215 34H216V33H215ZM7 35H8V34H7ZM17 35L19 36V34H16V36H17ZM20 35L22 36L23 34L20 33ZM26 35H27V34H26ZM35 35H36V34H35ZM52 35H53V34H52ZM72 35H73V34H72ZM180 35H179V36H180ZM182 35H183V34H182ZM185 35H187V34L185 33ZM189 35H192V34H189ZM211 35H212V34H211ZM57 36H58V35H57ZM65 36H66V35H65ZM179 36H178V37H179ZM183 36H184V35H183ZM193 36L196 37L195 34H193ZM198 36L200 37L199 34H198ZM203 36H206V35H203ZM55 37H56V36H55ZM59 37H61V36L59 35ZM186 37H187V36H186ZM208 37H209V36H208ZM208 37H207V38H208ZM15 38H16V37H15ZM19 38H20V37H19ZM25 38H26V37H25ZM29 38H30V37H29ZM31 38H32V37H31ZM63 38H64V37H63ZM169 38H170V37H169ZM171 38H172V37H171ZM171 38H170V39H171ZM191 38H192V37H191ZM197 38H198V37H197ZM200 38H202V37H200ZM205 38H206V37H204L203 39H205ZM210 38H211V36H210ZM51 39H52V38H51ZM64 39H65V38H64ZM64 39H62V41H64ZM163 39H164V38H163ZM165 39L168 40L167 38H165ZM170 39H169V40H170ZM176 39H177V38H176ZM185 39H186V38H185ZM28 40H29V39H28ZM28 40H26V41L29 42L30 40H29V41H28ZM34 40H35V39H34ZM55 40H57V39L55 38ZM58 40H60V39H58ZM166 40H165V42H166ZM178 40H179V39H178ZM178 40H176V41H178ZM187 40H188V39H187ZM206 40H208V39H206ZM32 41H33V40H32ZM36 41H37V40H36ZM170 41H171V40H170ZM172 41H173V40H172ZM180 41H181V39H180ZM182 41H183V40H182ZM194 41H195V40H194ZM208 41H209V43H210V39H209ZM18 42H19V41H18ZM22 42H23V41H22ZM22 42H21V40H20L19 43H22ZM60 42H61V40H60ZM64 42H67V41H64ZM192 42H193V41H192ZM12 43H13V42H11V44H12ZM34 43H35V42H34ZM36 43H37V42H36ZM58 43H59V42H58ZM159 43H160V42H159ZM175 43H176V42H175ZM175 43H174V44H175ZM177 43H178V42H177ZM177 43H176V44H177ZM188 43H189V42H188ZM190 43H191V42H190ZM209 43L207 44V45H208V46H207L208 48H209V45H210ZM217 43H218V42H217ZM220 43H221V45H222L223 42H220ZM7 44H8V43H7ZM7 44H4V45H7ZM23 44H24V43H23ZM39 44H40V43H39ZM47 44H48V43H47ZM59 44H60V43H59ZM160 44H161V43H160ZM179 44H180V43H179ZM186 44H187V43H186ZM186 44H185V42H184V45H183V46H185ZM215 44H216V43H215ZM218 44H219V43H218ZM37 45H38V44H37ZM45 45H46V42H45ZM49 45H50V43H49ZM52 45H53V44H51V46H52ZM55 45H57L56 42H55ZM60 45H61V44H60ZM63 45H65V44H63ZM157 45H158V44H157ZM172 45H173V44H172ZM172 45H171V46H172ZM212 45H213V43H212ZM221 45L219 44V46H221ZM17 46H18V45H17ZM20 46H21V45H20ZM24 46H26V44H24ZM30 46H31V45H30ZM38 46H39V45H38ZM51 46H50V47H51ZM65 46H66V45H65ZM65 46H64V47H65ZM158 46H159V45H158ZM162 46H163V45H161V46H159V47H162ZM180 46H181V45H180ZM187 46H188V45H186V47H187ZM190 46L193 47V45H191V44H190ZM203 46H204V45H203ZM205 46H206V44H205ZM214 46H215V45H214ZM214 46H213V48H214ZM216 46H217V44H216ZM216 46H215V47H216ZM223 46H224V45H223ZM8 47H9V46H8ZM40 47H41V46H40ZM40 47H39V48H40ZM43 47H44V45H43ZM50 47H48V48H50ZM60 47H61V46H60ZM164 47H165V46H164ZM176 47H177V46H176ZM29 48H30V47H29ZM29 48H28V49H29ZM57 48H59V46H58ZM154 48H156V47H154ZM157 48H158V47H157ZM187 48H188V47H187ZM190 48H191V47H190ZM190 48H188V49L190 50ZM195 48H197V47H195ZM195 48H191V50H193V49H195ZM201 48H202V47H201ZM203 48H204V47H203ZM217 48H219V47H216V50H217ZM221 48H222V46H221ZM18 49H20V48H18ZM30 49H31V48H30ZM34 49H35V48H34ZM41 49H42V48H41ZM41 49H40V50H41ZM51 49H52V48H51ZM158 49H159V48H158ZM164 49H165V48H164ZM168 49H170V48L168 47ZM171 49H172V48H171ZM171 49H170V50H171ZM183 49H185V48L183 47ZM210 49H212V47H210ZM223 49H224V48H223ZM223 49H222V50H223ZM228 49H230V48L228 47ZM228 49H227V50H228ZM8 50H9V49H8ZM32 50H33V48H32ZM40 50L38 49V51H40ZM46 50H48V49H46ZM49 50H50V49H49ZM56 50H57V49H56ZM56 50H55V52H56ZM58 50H59V49H58ZM151 50H152V49H151ZM151 50H150V52H151ZM162 50H163V49H162ZM162 50H161V51H162ZM174 50H175V49H174ZM174 50H172V51H174ZM176 50H177V49H176ZM191 50H190V51H191ZM195 50H196V49H195ZM195 50H193V51L196 53ZM198 50H199V48H198ZM216 50H215V51H216ZM220 50H221V49H220ZM12 51H13V49H12ZM27 51H28V50H27ZM59 51H60V50H59ZM179 51H180V49H179ZM182 51H183V50H182ZM182 51H180L181 54H183ZM184 51L186 52V50H184ZM187 51H188V50H187ZM193 51H192V52H193ZM223 51H224V50H223ZM244 51H245V50H244ZM8 52H9V51H8ZM13 52H14V51H13ZM51 52H52V51H51ZM57 52H58V51H57ZM60 52H62V51H60ZM164 52H165V51H164ZM174 52H175V51H174ZM177 52H178V50H177ZM213 52H214V51H213ZM219 52H220V51H219ZM17 53H19V51H18ZM17 53H16V54H17ZM21 53H23V51H21ZM37 53H38V52H37ZM39 53H40V52H39ZM44 53H45V52H44ZM46 53H47V52H46ZM46 53H45V55H46ZM53 53H54V52H53ZM63 53H64V51H63ZM140 53H141V52H140ZM143 53H144V52H143ZM148 53H149V52H148ZM171 53H172V52H171ZM198 53H199V51H198ZM203 53H204V52H203ZM211 53H212V52H210L209 54L211 55ZM214 53H215V52H214ZM3 54H4V53H3ZM3 54H1L0 56H3ZM6 54H7V53H6ZM48 54H49V53H48ZM61 54H62V53H61ZM66 54H67V53H66ZM66 54H65V55H66ZM164 54H165V53H164ZM181 54L179 55V57H180V56L182 57V56L184 55V54H183V55H181ZM189 54H191V55L193 54V55H194V53H191V52H190ZM199 54H200V53H199ZM201 54H202V53H201ZM209 54H208V56H210ZM212 54H213V53H212ZM215 54H216V53H215ZM215 54H214V56H216ZM221 54H223V53L221 52ZM221 54H219V55L221 56ZM17 55H18V54H17ZM21 55H22V54H21ZM37 55H38V54H37ZM45 55H44V56H45ZM49 55H50V54H49ZM53 55H54V54H53ZM55 55H56V53H55ZM57 55H58V54H57ZM151 55H152V54H151ZM159 55H160V54H159ZM159 55H158V56H159ZM162 55H163V54H162ZM165 55H166V54H165ZM167 55H168V53H167ZM172 55H174V54H172ZM175 55H178V54L175 53ZM175 55H174V56H175ZM203 55H206V54H203ZM4 56H6V55H4ZM7 56H8V54H7ZM13 56H15V55H13ZM47 56H48V55H47ZM147 56H148V55H147ZM149 56H150V54H149ZM158 56L155 55V56H152V57H157V58H159V60H160V56H161V55H160L159 57H158ZM170 56H171V55H170ZM184 56L188 57L186 54H185ZM195 56H198L197 53H196ZM208 56L206 55V57H208ZM16 57H18V56H16ZM21 57H22V56H21ZM29 57H31V56L29 55ZM33 57H34V55H33ZM35 57H36V56H35ZM59 57H60V56H59ZM62 57H63V55H61V58H62ZM65 57H67V55L64 56V58H65ZM190 57H191V56H190ZM206 57H203V58H204V59H203L204 61L202 60V62H204V63L206 62V60H205ZM218 57H219V56H218ZM218 57H217V61H218V59H219ZM221 57H222V56H221ZM68 58H69V57H68ZM167 58H168V57H167ZM188 58H189V57H188ZM208 58H209V57H208ZM211 58H212V57H211ZM229 58H230V57H229ZM1 59H2V58H1ZM17 59H18V58H17ZM34 59H35V58H34ZM37 59H38V58H37ZM39 59L42 60L43 58H39ZM69 59H70V58H69ZM148 59H149V57H148ZM151 59H152V58H151ZM176 59H177V60H176V61H177V64L180 63V61L178 62L179 59H178L177 57H176ZM183 59H184V58H183ZM183 59H182L181 62H185ZM221 59H222V58H221ZM20 60H21V59H20ZM29 60H30V59H29ZM149 60H150V59H149ZM162 60H163V59H162ZM162 60H161V62H165V61H162ZM215 60H216V59H215ZM16 61H17V60H16ZM30 61H32V60H30ZM64 61H65V59H64ZM154 61H155V60H154ZM3 62H4V61H3ZM3 62H2L1 64H3ZM10 62H11V61H10ZM14 62H15V61H14ZM33 62H35V61H33ZM40 62H41V61H40ZM82 62H83V61H82ZM84 62H85V61H84ZM127 62H128V61H127ZM146 62H148V61L146 60L145 63H144V60H143V63H144V64H146ZM161 62H160V65H161ZM168 62H169V61H168ZM228 62H229V61H228ZM17 63H18V62H17ZM25 63H26V62H25ZM27 63H28V62H27ZM36 63H37V62H36ZM41 63H42V62H41ZM130 63H131V62H130ZM151 63H152V62H151ZM155 63L158 64V61L155 62ZM155 63H154V64H155ZM214 63H216V62H214ZM219 63H220V61L218 62V64H219ZM222 63H223V62H222ZM231 63L233 64V61H232ZM8 64H9V63H8ZM23 64H24V63H23ZM126 64H127V63H126ZM128 64H129V62H128ZM144 64H142V65H144ZM148 64H149V63H147V66H146V67H148ZM152 64H153V63H152ZM152 64H151V66H155L154 64H153V65H152ZM174 64L176 65V62H175ZM198 64H199V63H198ZM12 65H13V64H12ZM14 65H15V64H14ZM129 65H130V64H129ZM131 65H132V64H131ZM178 65H179V64H178ZM180 65H181V64H180ZM219 65H220V64H219ZM223 65H226V64L224 63ZM4 66H6V65H4ZM10 66H11V65H10ZM38 66H40V65H37V67H38ZM126 66H127V65H126ZM132 66H133V65H132ZM144 66H145V65H144ZM162 66H163V65H162ZM169 66H170V65H169ZM176 66H177V65H176ZM227 66H228V65H227ZM239 66H240V64H239ZM17 67H18V66H17ZM171 67H172V66H171ZM179 67H181V66H179ZM179 67H178V68H179ZM194 67H196V66H194ZM220 67H222V66L220 65ZM230 67H231V66H230ZM235 67H236V66H235ZM235 67H234V68H235ZM7 68H8V67H7ZM11 68H12V66H11ZM128 68H130V66H129ZM142 68H143V67H142ZM158 68H159V67H158ZM162 68H163V67H162ZM172 68H173V67H172ZM181 68H182V67H181ZM218 68H219V67H218ZM223 68H224V67H222V70H223ZM225 68H226V67H225ZM1 69H2V68H1ZM116 69H117V68H116ZM130 69H131V68H130ZM145 69H146V68H145ZM153 69L155 70L156 68H153ZM165 69H167V68H165ZM165 69H164V70H165ZM169 69H170V68H169ZM169 69H168V70H169ZM173 69H174V68H173ZM188 69H191V68H188ZM4 70H5V69H4ZM4 70H3V71H4ZM10 70H11V69H10ZM118 70H119V69H118ZM151 70H152V69H151ZM159 70H162V69H159ZM176 70H178V69H176ZM182 70H183V68H182ZM182 70H179V72L177 71V73L179 74ZM197 70H199V68H197ZM200 70H201V69H200ZM230 70L232 71L233 68L230 69ZM173 71H174V70H173ZM202 71H203V72H202ZM202 71H201L200 73H204V70H202ZM0 72H1V71H0ZM13 72H14V71H13ZM154 72H156V71H154ZM157 72H159V71H157ZM157 72H156V73H153V74H157ZM161 72H163V70H162ZM164 72H165V71H164ZM164 72H163V73H164ZM185 72H186V71H185ZM185 72H181V73H185ZM187 72H188V71H187ZM206 72L209 73V71H206ZM210 72H211V71H210ZM216 72H219V73H216ZM227 72H229V71H227ZM1 73H3V72H1ZM1 73H0V74H1ZM116 73H117V72H116ZM118 73H119V71H118ZM147 73H148V72H147ZM151 73H152V72H150V74H151ZM166 73H167V72H166ZM168 73H169V72H168ZM172 73H173V72H172ZM211 73H212V72H211ZM213 73L220 74L221 72H220V70H219V71L217 70V71H215V72H213ZM231 73H232V72H231ZM231 73H230V74H231ZM3 74H4V73H3ZM106 74H108V73L106 72ZM106 74H105V77H106ZM111 74H112V73H111ZM122 74H123V73H122ZM145 74H146V73H145ZM158 74L160 75L161 73H158ZM170 74H171V73H170ZM174 74H175V72H174ZM174 74H173V76H174ZM178 74H177V76H178ZM185 74H186V73H185ZM216 74L214 75L215 77H216ZM226 74H227V73H226ZM230 74H229V75H230ZM4 75H5V74H4ZM6 75H7V74H6ZM13 75H14V74H13ZM108 75H109V74H108ZM108 75H107V76H108ZM113 75H114V73H113ZM123 75H124V74H123ZM125 75H126V74H125ZM161 75H162V74H161ZM171 75H172V74H171ZM182 75H184V74H181V76H182ZM198 75H200V74L198 73ZM209 75H210V73H209ZM86 76H87V75H86ZM100 76H101V75H99L98 77L100 78ZM102 76H103V75H102ZM102 76H101V78H105V77H102ZM126 76H127V75H126ZM128 76H129V75H128ZM151 76H152V75H151ZM151 76H150V77H151ZM156 76H157V75H156ZM163 76H164V75H163ZM166 76H167V77H165V78H168V77H169L168 75H166ZM193 76H194V75H193ZM193 76H191V77H193ZM204 76H205V74H204ZM212 76H213V75H212ZM18 77H19V76H18ZM95 77H96V76H95ZM108 77H109V76H108ZM114 77H115V76H114ZM129 77L131 78V76H129ZM132 77H134V76H132ZM136 77H137V76H135V78H133V79L136 80ZM148 77H149V74H148L147 78H148ZM153 77H154V76H153ZM161 77H162V76H161ZM170 77H171V76H170ZM174 77H175V76H174ZM202 77H203V76H202ZM215 77H214V78H215ZM0 78H1V77H0ZM7 78H9V77H7ZM11 78H13V77H11ZM145 78H146V76H145ZM158 78H159V77H158ZM158 78H157V79H158ZM177 78H178V77H177ZM214 78H213V79H214ZM217 78H219V77L217 76L216 79H217ZM221 78H222V77H221ZM105 79H107L106 82H105V83H107L108 80H109L110 78H109V79H108V78H105ZM111 79H112V77H111ZM115 79H116V78H115ZM128 79H129V78H128ZM157 79H154V80L157 81ZM159 79H160V78H159ZM170 79H171V78H170ZM170 79H169V80H170ZM179 79H180V75H179ZM183 79H185V78L183 77ZM186 79H188L187 74H186ZM186 79H185V80H186ZM191 79H192V78H191ZM195 79H196V78H195ZM197 79H198V77H197ZM223 79H224V78H223ZM9 80H10V78H9ZM90 80H91V78H90ZM93 80H96V79L93 78ZM97 80H100V79H97ZM102 80H103V79H102ZM150 80H151V78H150ZM163 80H164V78H163ZM163 80H162V81H163ZM166 80H167V79H166ZM171 80H172V79H171ZM171 80H170V82H171ZM175 80H176V79H175ZM185 80H184V82H186ZM203 80H205V79H203ZM211 80H212V78H211ZM2 81H3V80H2ZM110 81H111V80H109V82H110ZM112 81L114 82L113 79H112ZM124 81H127V80L124 79ZM130 81H132V80H130ZM152 81H153V79H152L150 82H152ZM156 81H154V83H155ZM162 81H160V83H161ZM178 81H179V80H178ZM189 81H190V79H189ZM192 81H194V80L192 79ZM196 81H197V80H196ZM199 81L201 82V80H199ZM212 81H213V80H212ZM215 81H216V80H215ZM215 81H213V83H214ZM6 82H7V80H6ZM6 82H5V83H6ZM91 82H92V81H91ZM100 82H101V81H100ZM122 82H123V81H122ZM122 82H121V83H122ZM128 82H129V81H128ZM133 82H134V81H133ZM136 82H137V80H136ZM138 82H139V80H138ZM138 82H137V84H136V83H135V84L138 85ZM164 82H165V81H164ZM170 82H169V83H166V82H165V86H164V84H163V86L166 87V84H170ZM0 83H1V82H0ZM111 83H112V82H111ZM123 83H124V82H123ZM131 83H132V82H131ZM160 83H159V84H160ZM162 83H163V82H162ZM162 83L160 84L161 86H162ZM171 83L173 84V83H174V80H172ZM180 83H183V82H180ZM189 83H191V82H189ZM206 83H207V82H205V84H206ZM209 83H210V82H208V84H209ZM211 83H212V82H211ZM102 84H104V82H102ZM108 84L111 85L110 83H108ZM115 84H116V82L114 83V85H115ZM129 84H130V82H129ZM172 84H171V85H172ZM178 84H179V82H178ZM183 84H184V83H183ZM194 84L197 85L196 83H193V84L191 83L192 86H194ZM199 84H200V83H199ZM201 84H202V82H201ZM203 84H204V83H203ZM214 84H215V83H214ZM6 85H7V84H6ZM104 85H105V84H104ZM104 85H103V86H104ZM106 85H107V84H106ZM109 85H107V86H109ZM125 85H126V84H125ZM125 85H124V86H125ZM127 85H128V83H127ZM130 85H132V84H130ZM139 85H140V87H141V84H139ZM148 85H149V84H147V86H148ZM156 85H158V82H157ZM180 85L182 86V84H179L178 86H180ZM185 85H186V83H185ZM187 85H188V84H187ZM206 85H207V84H206ZM11 86H12V85H11ZM142 86H145V85L142 84ZM149 86H150V85H149ZM151 86L153 87L152 84H151ZM151 86H150V87H151ZM154 86H155V84H154ZM174 86H175V85H174ZM178 86H177V87H178ZM188 86H189V85H188ZM192 86H190V88H191ZM197 86H198V85H197ZM6 87H7V86H6ZM105 87H106V86H105ZM109 87H110V86H109ZM113 87H114V86H113ZM129 87H132V86H129ZM156 87H158V86H156ZM168 87H170V86L168 85ZM177 87H176V88H177ZM202 87H203V86H202ZM116 88H118V85H117ZM124 88H126V86H125ZM127 88H128V87H127ZM136 88H138V87L136 86ZM142 88H143V87H142ZM160 88H162V87H159L157 90H159ZM190 88H188V89H190ZM108 89H109V88H108ZM113 89H114V88H113ZM133 89H134V88H133ZM140 89H141V88H140ZM154 89H155V88H154ZM164 89H165V88H164ZM164 89H163V90H164ZM173 89H174V87H173ZM192 89H193V88H192ZM192 89H190V90H192ZM204 89H205V88H204ZM106 90H107V89H106ZM110 90H112V88H111ZM119 90H120V89H118V91H119ZM126 90H127V89H126ZM131 90H132V89H131ZM145 90H151V89H150V88H147V89L145 88ZM160 90H162V89H160ZM174 90H175V89H174ZM182 90H183V89H182ZM116 91H117V89H116ZM127 91H128V90H127ZM133 91H134V90H133ZM135 91H137V89H136ZM138 91H140V90H138ZM138 91H137V92H138ZM141 91H142V90H141ZM141 91H140V92H141ZM166 91H167V90H166ZM168 91H169V89H168ZM168 91H167V92H168ZM171 91H172V89H171ZM199 91H200V90H199ZM4 92H5V91H4ZM103 92H104V91H103ZM120 92H121V91H120ZM167 92H166V93H167ZM174 92H175V91H174ZM176 92H177V91H176ZM188 92H189V91H188ZM190 92H191V91H190ZM195 92H196V91H195ZM95 93H96V92H95ZM122 93H123V92H121V95H122ZM128 93H129V91H128ZM131 93H132V91H131ZM153 93H154V92H152L151 94H153ZM155 93H157V92H155ZM177 93H178V92H177ZM180 93H181V92H180ZM183 93L185 94L184 97H186V95H187V97H188V94H186V92L183 91ZM198 93H199V92H198ZM124 94H125V93H124ZM149 94H150V93H149ZM149 94H148V95H149ZM151 94H150V95H151ZM174 94H175V93H174ZM184 94H181V95H184ZM189 94H190V93H189ZM101 95H103V94H101ZM101 95H100V96H101ZM106 95H107V94H106ZM108 95H109V94H108ZM111 95H112V92H111ZM121 95H120V96H121ZM135 95H137V94H135ZM135 95H134L133 97H135ZM142 95H143V94H142ZM142 95H141V96H142ZM145 95H146V94H145ZM170 95H171V94H170ZM172 95H173V94H172ZM175 95H176V94H175ZM104 96H105V95H104ZM114 96H115V94H114ZM123 96H124V95H123ZM123 96H122V97H123ZM125 96H126V95H125ZM153 96H155V95L153 94ZM160 96H161V95H160ZM178 96H179V95H178ZM13 97H14V96H13ZM110 97H111V96H110ZM122 97H120V98L122 99ZM133 97H132V98H133ZM136 97H137V96H136ZM138 97H140V95H138ZM138 97H137V99H139ZM144 97H145V96H144ZM148 97H149V96H148ZM182 97H183V96H181L180 98L182 99ZM190 97H191V96H190ZM190 97H189V98H190ZM193 97L195 98L194 95H193ZM193 97H192V98H193ZM123 98H124V97H123ZM126 98H127V97H126ZM149 98H151V97H149ZM154 98H155V97H154ZM168 98H169V97H168ZM172 98H174V97H172ZM189 98H188V99H189ZM198 98H199V97H198ZM201 98H202V97H201ZM107 99H109V96L107 97ZM118 99H119V98H118ZM121 99H120V100H121ZM145 99H147V97H146ZM170 99H171V98H170ZM170 99H169V100H170ZM175 99H176V98H175ZM178 99H179V98H178ZM185 99H186V98H185ZM185 99H184V101L187 100V99H186V100H185ZM10 100H12V99H10ZM112 100H113V99H112ZM114 100H115V97H114ZM114 100H113V101H114ZM130 100H131V97L129 98V101H130ZM135 100H136V98H135ZM135 100H134V101H135ZM160 100H161V99H160ZM160 100H159V101H160ZM163 100H164V99H163ZM0 101H1V100H0ZM83 101H84V100H83ZM95 101H96V100H95ZM95 101H94V102H95ZM100 101H101V99H100ZM102 101H104V100H102ZM116 101H117V99H116ZM125 101H126V100H125ZM127 101H128V100H127ZM134 101H133V102H134ZM144 101H145V100H144ZM147 101H149V100H147ZM147 101H146V102H147ZM151 101H152V100H151ZM151 101H150V102H151ZM153 101L156 102V99L153 100ZM179 101H180V100H179ZM182 101H183V100H182ZM191 101H192V100H191ZM193 101L195 102V100H193ZM198 101H199V100H198ZM202 101H203V100H202ZM5 102H6L5 105H7V101H5ZM5 102H4V103H5ZM9 102H10V101H9ZM9 102H8V103H9ZM89 102H90V101H89ZM94 102H93V104H94ZM96 102H97V101H96ZM111 102H112V101H111ZM111 102H110V103H111ZM118 102H120V101H118ZM133 102H132V103H133ZM167 102H168V104H169V101L166 99V104H167ZM200 102H201V101H200ZM91 103H92V102H91ZM98 103H99V102H98ZM102 103H103V102L99 103V105H101ZM108 103H109V102H108ZM108 103H107V104H108ZM122 103H124V102H122ZM130 103H131V101H130ZM136 103H137V100H136ZM160 103H161V102H160ZM170 103H171V101H170ZM183 103H185V102H183ZM183 103H180V104H183ZM186 103H187V102H186ZM202 103H203V102H201V104H202ZM88 104H89V103H88ZM93 104H92V105H93ZM118 104H119V103H118ZM126 104H128V103L126 102ZM138 104H139V102H138ZM166 104L163 103V105H165V106H166ZM197 104L199 105L200 103H197ZM86 105H87V103H86ZM92 105H91V106H92ZM112 105H113V104H112ZM116 105H117V103L115 102V105H113V106L115 107ZM124 105H125V104H124ZM124 105H123V106H124ZM130 105H131V104H130ZM130 105L128 104V107H130ZM133 105H134V104H133ZM135 105H136V104H135ZM145 105H147V104H145ZM151 105H152V104H151ZM154 105H155V104H154ZM154 105H153V106H154ZM163 105H162V106H163ZM169 105H170V104H169ZM169 105H168L167 108H169ZM175 105H176V104H175ZM184 105H185V104H184ZM188 105H190V104H188ZM188 105H187V106H188ZM198 105H197V106H198ZM9 106H10V105H9ZM84 106H85V105H84ZM89 106H90V105H89ZM103 106H104V105H103ZM107 106H108V105H107ZM109 106H110V104H109ZM109 106H108V107H109ZM113 106H112V108L114 109ZM117 106H118V107H117ZM117 106H116V107L119 108V105H117ZM137 106H138V105H137ZM148 106H149V105H148ZM155 106H156V105H155ZM155 106H154V107H155ZM172 106H173V105H172ZM172 106H171V107H172ZM193 106H194V105H193ZM195 106H196V103H195ZM17 107H18V106H17ZM92 107H93V106H92ZM97 107H98V105H97ZM104 107H105V106H104ZM110 107H111V106H110ZM116 107H115V108H116ZM121 107H122V104H121ZM121 107H120V108H121ZM128 107H127L126 110H128ZM131 107H132V106H131ZM133 107H134V106H133ZM141 107H142V105H141ZM180 107H181V105H180ZM189 107H191V106H189ZM199 107H201V106L199 105ZM73 108H74V107H73ZM94 108H96V107H94ZM100 108H102V107L100 106ZM106 108H107V107H106ZM117 108H116V109H117ZM120 108H119V109H120ZM122 108H123V107H122ZM125 108H126V107H125ZM136 108H137V107H135L134 109H136ZM144 108H146V106H145ZM158 108H159V106H158ZM158 108H157V110H158ZM185 108H186V107H185ZM191 108H192V107H191ZM195 108H196V107H195ZM12 109H13V108H12ZM77 109H78V108H77ZM83 109H84V108H82L81 110H83ZM85 109L87 110L86 107H85ZM91 109H92V108H91ZM91 109H88V110H91ZM98 109H99V107H98ZM102 109H104V108H102ZM110 109H111V108H110ZM116 109H115V110H116ZM134 109H133V110H134ZM137 109H138V108H137ZM140 109H141V108H140V106H139V110H140ZM142 109H143V108H142ZM142 109H141V110H142ZM170 109H172V108H170ZM178 109H179V108H178ZM180 109H181V108H180ZM187 109L190 110V108H187ZM187 109H185V110H187ZM263 109H264V108H263ZM263 109H261V110L263 111ZM0 110H1V108H0ZM17 110H18V109H17ZM54 110H55V109H54ZM92 110H93V109H92ZM104 110H105V109H104ZM150 110H151V109H150ZM150 110H149V111H150ZM155 110H156V109H155ZM175 110H176V109H175ZM2 111H4V110H2ZM73 111H74V110H73ZM93 111H94V112H93V115H94L95 110H93ZM99 111H100V110H99ZM105 111H106V110H105ZM121 111H122V110H121ZM130 111H131V110H130ZM143 111H144V110H143ZM145 111L147 112V110H145ZM149 111H148V112H149ZM159 111H160V109H159ZM176 111H177V110H176ZM198 111H200V110H198ZM12 112H13V111H12ZM14 112H15V111H14ZM18 112H20V111L18 110ZM82 112H84V110H83ZM86 112H87V111H86ZM96 112H97V111H96ZM102 112H103V110H102ZM108 112H110V111H108ZM115 112H116V111H115ZM123 112H124V111H123ZM123 112H122V113H123ZM125 112H126V111H125ZM132 112H133V111H132ZM134 112H135V111H134ZM137 112H138V111L136 110L135 113H137ZM146 112H145V113H146ZM170 112H171V110H170ZM172 112H173V111H172ZM183 112H184V110H183ZM186 112H187V111H186ZM194 112H195V111H194ZM10 113H11V112H10ZM53 113H54V112H53ZM100 113H101V111H100ZM105 113H106V112H105ZM117 113H118V112H117ZM117 113H116V114H117ZM128 113H130V112H128ZM128 113H127V114H128ZM141 113H142V112H141ZM154 113H155V112H154ZM158 113H159V112H158ZM187 113H188V112H187ZM261 113H262V112H261ZM16 114H17V113H16ZM85 114H86V113H85ZM88 114H89V113H88ZM102 114H104V113H102ZM111 114H112V113H111ZM125 114H126V113H125ZM147 114H149V113H147ZM150 114H151V116H152V113H150ZM156 114H157V111H156ZM166 114H167V113H166ZM173 114H174V112H173ZM178 114H179V113H178ZM181 114H182V113H181ZM263 114H264V112H263ZM263 114H262V115H263ZM5 115H6V114H5ZM19 115H20V114H19ZM54 115H55V114H53V117H54ZM81 115H82V114H81ZM81 115H80V116H81ZM91 115H92V114H91ZM91 115H89V117H90ZM98 115L100 116V114H98ZM105 115H106V114H105ZM113 115H114V112H113ZM118 115H119V113H118ZM123 115H124V113H123ZM138 115H139V113H138ZM157 115H158V114H157ZM157 115H156V116H157ZM174 115H175V114H174ZM182 115H183V114H182ZM188 115H189V114H188ZM194 115H195V114H194ZM50 116H51V115H50ZM82 116H83V115H82ZM99 116H98V117H99ZM120 116H122V114H121ZM126 116H127V115H126ZM134 116H135V115H134ZM136 116H137V115H136ZM139 116H140V115H139ZM139 116H138V117H139ZM141 116H142V114H141ZM143 116H144V115H143ZM143 116H142V117H143ZM184 116H185V114H184ZM13 117L15 118V116H13ZM24 117H25V116H24ZM87 117H88V116H87ZM89 117H88V118H89ZM98 117H97V118H98ZM100 117H103V118H104V115H103V116H100ZM100 117H99V118H100ZM110 117H111V116H109V118H110ZM113 117H116V116H112V118H113ZM123 117H124V116H123ZM123 117H122V118H123ZM128 117H129V116H128ZM128 117H126V118L128 119ZM145 117H146V116H145ZM166 117H167V115H166ZM177 117H178V115H177ZM185 117H187V116H185ZM0 118H1V117H0ZM54 118H55V117H54ZM97 118H95V119H97ZM116 118H117V117H116ZM126 118H125V119H126ZM130 118L132 119V117H130ZM134 118H135V117H134ZM143 118H144V117H143ZM149 118H151V117L149 116ZM160 118H161V117H160ZM163 118H165V117H163ZM172 118H173V117H172ZM172 118H171V119H172ZM174 118H176V117H174ZM181 118H182V117H181ZM181 118H180V119H181ZM23 119H24V118H23ZM45 119H46V117H45ZM50 119H51V118H49V120H50ZM52 119H53V118H52ZM81 119H82V118H81ZM81 119H80V121L82 122ZM83 119H85V117H84ZM101 119H102V118H101ZM165 119H167V118H165ZM169 119H170V116H169ZM171 119H170V120H171ZM180 119L178 120V118H177V120H178L179 122H180ZM0 120H1V119H0ZM5 120H6V118H5ZM9 120H10V119H9ZM11 120H14V119L12 118ZM11 120H10V122H11ZM17 120H18V119L15 118V121H17ZM24 120H25V119H24ZM90 120H91V119H90ZM104 120H105V119H104ZM110 120H111V118H110ZM112 120H114V118H113ZM123 120H124V118H123ZM137 120H138V119H137ZM137 120H134V121H137ZM141 120H142V118H141ZM147 120H149V119H145V121H147ZM156 120H157V119H156ZM163 120H164V119H163ZM172 120H173V119H172ZM51 121H52V120H51ZM51 121H49V122H51ZM55 121H57L56 118H55ZM60 121H61V120H60ZM83 121H84V120H83ZM88 121H89V120H88ZM91 121H92V120H91ZM99 121H100V120H99ZM102 121H103V119H102ZM134 121H133V122H134ZM138 121H139V120H138ZM138 121H137V122H138ZM152 121H153V120H152ZM175 121H176V119L173 121V126H174V122H175ZM182 121H183V120H182ZM186 121H188V120H186ZM186 121H185V122H186ZM20 122H22V121H20ZM23 122H24V121H23ZM57 122H58V121H57ZM78 122H79V121H78ZM95 122H96V121H95ZM107 122H110V121H108V119H107ZM112 122H113V121H112ZM117 122H118V121H117ZM117 122H114V123H117ZM128 122H129V121H128ZM128 122H127V123H128ZM131 122H132V121H131ZM137 122H135V123H137ZM149 122H150V121H149ZM164 122H166V121H164ZM168 122H169V121H168ZM171 122H172V121H171ZM3 123H4V122H3ZM3 123H2V124H3ZM12 123L14 124V123H16V122L12 121ZM17 123H18V122H17ZM76 123H77V122H76ZM92 123H93V122H92ZM101 123H102V122H101ZM103 123H105V121H104ZM122 123H123V122H122ZM153 123H154V121H153ZM157 123H158V122H157ZM157 123H156V124H157ZM159 123H160V122H159ZM176 123H177V122H176ZM189 123H190V121H189ZM189 123H188V124H189ZM2 124H1V122H0V125H2ZM9 124H10V123H9ZM38 124H39V123H38ZM38 124L36 125V127H38ZM42 124H45V123H43V122L41 121V125H42ZM50 124H52V123H50ZM50 124H49V125H50ZM60 124H61V123H60ZM79 124H81V123H79ZM95 124H97V123H95ZM111 124H113V123H111ZM111 124H110V125H111ZM125 124H126V123H125ZM131 124H134V123H131ZM143 124H144V122H143ZM165 124H166V123H165ZM180 124H181V123H180ZM10 125H11V124H10ZM16 125H17V124H16ZM18 125H19V124H18ZM21 125H22V123H21ZM39 125H40V124H39ZM41 125H40V126H41ZM49 125H47V126H49ZM75 125H76V124H75ZM83 125H84V123H83ZM83 125H80V126H83ZM114 125H115V124H114ZM116 125H117V124H116ZM123 125H124V124H123ZM129 125H130V122H129ZM149 125H150V124H149ZM154 125H155V124H154ZM162 125H163V123H162ZM171 125H172V124H171ZM171 125H170V126H171ZM185 125H186V124H185ZM192 125H194V124H191V126H192ZM5 126H7V124H6ZM40 126H39V127H40ZM44 126H45V125H44ZM52 126L54 127V129L56 128L54 125H52ZM57 126H59V123H58ZM93 126H96V125H93ZM98 126H99V125H98ZM98 126H97V127H98ZM111 126H113V125H111ZM117 126H118V125H117ZM124 126H125V125H124ZM135 126H136V128H139V127H137L138 125H135ZM135 126H133V127H135ZM143 126H144V125H143ZM155 126H157V125H155ZM182 126H184V125H182ZM39 127H38V128H39ZM42 127H43V126H42ZM73 127H74V126H73ZM78 127H79V125H78ZM109 127H110V126H108V128H109ZM120 127H122V126H120ZM127 127H128V126H127ZM141 127H142V125H141ZM145 127H146V128H145ZM145 127H144V129L149 128V127L146 126V125H145ZM162 127H163V126H162ZM176 127H178V125H177ZM185 127H187V126H185ZM185 127H184V129H185ZM188 127H190V125H189ZM4 128H5V127L3 126L2 129H4ZM12 128H13V127H11V128L9 127V129H8V127H7V129H5V130L8 131V130H10V129H12ZM19 128H20V127H19ZM19 128H18V130H15V131H19ZM99 128H100V127H99ZM101 128H103V127L101 126ZM106 128H107V127H106ZM171 128H172V127H171ZM171 128H169V129H171ZM182 128H183V127H182ZM2 129H1V130H2ZM40 129H41V127H40ZM74 129H75V128H74ZM76 129H77V128H76ZM78 129L81 130V128H78ZM83 129H84V127H83ZM83 129H82V130H83ZM95 129H96V128H95ZM103 129H104L105 132H107L106 129H105V126H104ZM103 129H102V132H104ZM112 129H113V127H112ZM112 129H111V130H112ZM115 129H116V128H115ZM118 129H119V127H118ZM120 129H121V131H122V128H120ZM129 129H131V128H129ZM129 129L127 130L128 132H129ZM133 129H134V128H133ZM144 129H143V130H144ZM149 129H150V128H149ZM151 129H152V128H151ZM166 129H167V128H166ZM175 129H176V128H175ZM187 129L190 131L189 128H187ZM187 129H186L184 132L187 133ZM196 129H197V128H196ZM5 130H4V134H5ZM23 130H24V129H23ZM56 130H58V127L56 128ZM141 130H142V129H141ZM155 130H158V129L155 128ZM155 130H153V131H155ZM172 130H173V129H172ZM181 130H183V129H180V133L182 134ZM10 131H11V130H10ZM20 131H21V130H20ZM20 131H19V132H20ZM29 131H30V130H29ZM116 131H117V129L115 130V132H116ZM118 131H119V130H118ZM124 131H125V130H124ZM127 131L125 132V134L127 133ZM149 131H150V130H149ZM160 131H161V130H160ZM160 131H159V132H160ZM177 131H179V128H178ZM12 132H13V130H12ZM22 132H23V131H22ZM22 132H21V133H22ZM61 132L63 133L64 131H61ZM96 132H97V131H96ZM110 132H111V131H110ZM130 132H131V131H130ZM165 132H166V131H165ZM173 132H174V130H173ZM194 132H195V131H194ZM234 132H235V131H234ZM263 132H264V130H263ZM10 133H11V132H10ZM21 133H20V134H21ZM97 133L99 134V131H98ZM97 133H96V134H97ZM139 133H140V132H139ZM151 133H152V132H151ZM163 133H164V130H163ZM167 133H168V130H167ZM175 133H176V132H175ZM175 133H173V134H175ZM188 133H189V132H188ZM4 134H3V136H2L3 138H4L7 134L9 135V132L6 133L5 136H4ZM14 134H17V133L14 132ZM18 134H19V133H18ZM55 134H56V133H54V135H55ZM65 134H66V133H64L63 135H65ZM89 134H90V133H89ZM89 134L86 133L85 136L87 137V135H89ZM93 134H94V132H93ZM100 134H101V129H100ZM100 134H99V135H100ZM104 134H105V133H104ZM116 134H117V133H116ZM116 134H115V135H116ZM119 134L122 135V133H118L117 135H119ZM125 134H124V136H126ZM160 134H162V133H160ZM165 134H166V133H165ZM169 134H171V133H169ZM169 134H167V135H169ZM173 134H172V135H173ZM178 134H179V133H178ZM210 134H211V133H210ZM210 134H208V138H210V137H209ZM1 135H2V134H1ZM56 135H57V134H56ZM83 135H84V134H83ZM94 135H95V134H94ZM94 135H93V136H94ZM102 135H103V134H102ZM111 135H112V133H111ZM115 135H114V136H115ZM117 135H116V136H117ZM121 135H120V136H121ZM141 135H142V133H141ZM152 135H153V133H152ZM152 135H151V136H152ZM172 135L170 136L171 139L175 136V135H173V137H172ZM176 135H177V134H176ZM183 135L185 136V133H184ZM14 136H15V135H14ZM25 136H26V135H25ZM85 136H84V137H85ZM120 136H117V137H120ZM184 136H183V137H184ZM187 136H188V135H187ZM210 136H212V135H210ZM225 136H226V135H225ZM225 136H224V137H225ZM229 136H231V135H230V132H229ZM58 137H60V133H59V136H58ZM94 137H97V136H94ZM99 137H100V136H99ZM101 137H102V136H101ZM101 137H100V138H101ZM117 137H115V138H117ZM148 137H149V136H148ZM181 137H182V136H181ZM3 138H2V139H3ZM55 138H56V137H55ZM63 138H64V136H63ZM146 138H147V137H146ZM149 138H150V137H149ZM159 138H160V137H159ZM167 138H168V137H166V141L171 140V139H168V140H167ZM178 138L181 139V138H180V135H179ZM227 138H228V137H227ZM229 138H230V137H229ZM254 138H255V137H254ZM254 138H253V139H254ZM53 139H54V138H53ZM58 139H59V138H58ZM60 139H61V138H60ZM81 139H82V138H81ZM85 139H86V138H85ZM102 139H103V138H102ZM106 139H107V137H106ZM117 139H118V138H117ZM117 139H116V140H117ZM121 139H125V138H124V137H121ZM179 139H178V140H179ZM185 139H186V138H185ZM185 139H183V141H184ZM187 139H188V138H187ZM223 139H225V138H223ZM241 139H243V138H241ZM245 139H246V138H245ZM245 139H244V140H245ZM50 140H51V139H50ZM50 140H48V141H50ZM56 140H57V139H56ZM107 140H109V138H108ZM111 140H112V139H111ZM113 140H114V139H113ZM116 140H115V141H116ZM119 140H120V139H119ZM238 140L240 141V139H238ZM238 140H237V142H238ZM244 140H243V141H244ZM247 140H249L248 137H247L246 141H247ZM54 141H55V140H54ZM79 141H80V140H79ZM81 141H82V140H81ZM83 141H84V140H83ZM90 141H91V140H90ZM115 141H114V142H115ZM122 141H123V140H122ZM124 141H125V140H124ZM124 141H123V144H124ZM130 141L135 142L136 140H134V141H133V140H130ZM147 141H148V140H147ZM163 141H164V140H163ZM172 141H173V140H172ZM181 141H182V139H181ZM185 141H187V140H185ZM188 141H189V139H188ZM195 141H196V140H195ZM195 141H194V142H195ZM197 141H199V138L197 139ZM200 141H201V140H200ZM200 141H199V143H201ZM223 141L226 142V139L223 140ZM251 141H252V140L248 141V143L251 142ZM256 141H257V140H256ZM86 142H88V141H86ZM114 142H112V143H114ZM228 142H229V141H228ZM261 142H262V141H261ZM55 143H56V142H55ZM68 143H69V142H68ZM78 143H79V142H78ZM84 143H85V142H84ZM89 143H92V142H89ZM112 143H110V144L113 146ZM127 143H128V142L126 141V144H127ZM129 143H130V142H129ZM167 143H168V142H167ZM167 143H166V144H167ZM199 143H198V144H199ZM206 143H207V142H206ZM222 143H224V142H222ZM239 143H240V142H239ZM254 143H255V142H254ZM48 144H49V142H48ZM50 144H51V143H50ZM105 144H106V143H105ZM114 144H115V143H114ZM116 144H117V143H116ZM116 144H115V147L118 146V145H116ZM120 144H121V141H120ZM126 144H125V145H126ZM137 144H138V142H137ZM157 144H158V143H157ZM185 144H186V143H185ZM195 144H196V143H195ZM198 144H197V145H198ZM203 144L206 145L204 142H203ZM203 144L201 143V145H203ZM210 144H211V143H210ZM258 144H259V143H258ZM67 145H68V144H67ZM67 145H66V146H67ZM80 145H81V144H80ZM90 145H91V144H90ZM108 145H109V144H108ZM111 145H110L109 147H107L108 150H109V148H113V147H111ZM131 145H132V143H131ZM131 145L129 144V145H127V146H129V148H132V147H133V148H134V147H135V148H141V147H138V146H133L134 144L132 145V147H130ZM197 145H196V146H197ZM204 145H203L202 147H204ZM224 145L226 146V148H229V147H230V146H229L230 143H229V145L224 143ZM127 146H126V147H127ZM139 146H140V145H139ZM142 146H143V144H142ZM159 146H160V145H159ZM165 146H166V145H165ZM198 146H199V145H198ZM222 146H223V144H222ZM227 146H228V147H227ZM231 146H234V147H233L234 149H236L237 147L240 148V145H236V146H237L236 148H235V145H231ZM83 147L86 148L87 146L85 147V144H84ZM115 147H114V148H115ZM118 147H119V146H118ZM219 147H220V146H219ZM242 147H243V146H242ZM242 147H241V148H242ZM78 148H79V150L81 151V149H80L81 147H79V145H78ZM87 148H88V147H87ZM129 148H126V149L128 150ZM143 148H144V147H143ZM143 148H142V150H144ZM207 148H210V147L207 145ZM207 148H206V149H207ZM226 148H225V149H226ZM239 148H238V151H239ZM241 148H240V149H241ZM243 148H244V147H243ZM243 148H242V149H243ZM67 149H68V148H67ZM67 149L65 148L66 151H67ZM117 149H118V148H117ZM194 149H195V151H198V150H196L195 147H194ZM200 149H201V148H200ZM202 149H203V148H202ZM219 149H220V148H219ZM225 149H224V151H225ZM229 149H232V148L230 147ZM234 149H233L232 152H233L234 154H237L238 151H237V153L235 152L237 149H236L235 151H234ZM31 150H32V149H31ZM65 150H64V152H66ZM82 150H84V149H82ZM85 150H86V149H85ZM85 150H84V151H85ZM88 150H89V149H88ZM101 150H105V148H104V149H101ZM108 150H107V151H108ZM111 150H112V149H111ZM129 150H130V149H129ZM132 150H134V149H132ZM132 150H130V152H131ZM136 150H137V149H136ZM138 150H141V149H138ZM138 150H137V151H138ZM191 150H192V149H191ZM222 150H223V149H222V147H221V151H222ZM227 150H228V149H227ZM71 151H72V150H71ZM71 151H70V153H71ZM137 151H136V152H137ZM201 151H202V150H201ZM207 151H208V150H207ZM219 151H220V150H219ZM219 151H218L217 153H219ZM221 151H220V152H221ZM230 151H231V150H230ZM42 152H43V150H42ZM75 152H79V151H74V152L72 151V155H73L72 157H73V159H74V157L76 156V155L74 154ZM87 152H88V151H87ZM103 152L106 153L105 151H103ZM108 152H109V151H108ZM111 152H112V151H111ZM113 152H114V151H113ZM117 152H118V151H117ZM122 152H124V151H122ZM127 152H128V151H127ZM130 152H129V153H126V154H129V156L132 157L131 154H132V153L134 154V151L131 152V154H130ZM136 152H135V153H136ZM140 152H141V151H140ZM140 152H139V153H140ZM202 152H203V151H202ZM205 152H206V150H205ZM214 152H216V151H214ZM214 152H212V156H213V153H214ZM226 152H229V151H226ZM32 153H33V152H32ZM60 153H61V152H60ZM79 153H81V152H79ZM88 153H89V152H88ZM88 153H87V154H88ZM100 153H101V151H100ZM119 153H120V152H119ZM188 153H190V151H189V152L187 151V153H186L187 155H186L185 157H188V155H190V154H188ZM206 153H207V152H206ZM217 153H214V154L216 155ZM222 153H223V152H222ZM229 153H230V152H229ZM229 153H228V154H229ZM245 153H246V152H245ZM58 154H59V153H58ZM66 154H67V152H66ZM101 154L104 156L103 153H101ZM136 154H137V153H136ZM202 154L205 155V153H202ZM202 154H200V155H202ZM226 154H227V153H226ZM226 154H225V155H226ZM54 155H55V154H54ZM78 155H79V154H78ZM80 155H81V154H80ZM120 155H121V153H120ZM123 155H124V154H123ZM137 155H138V154H137ZM207 155H208V154H207ZM207 155H206V156H207ZM219 155H220V154H219ZM219 155H216L217 158H215L217 162H218L217 159H218V156H219ZM57 156H58V155H57ZM57 156H56V157H57ZM59 156H61V155H59ZM64 156H66V155L64 154ZM68 156H69V154H68ZM105 156H106V154H105ZM116 156H119V155H116ZM135 156H136V155H135ZM135 156H133L134 159H135ZM190 156H192V154H191ZM190 156H189V158H190ZM206 156H205V157H206ZM209 156H210V154H209ZM231 156H232V155H231ZM235 156H236V155H235ZM76 157H77V156H76ZM84 157L87 158V156H84ZM107 157H110V155L107 156ZM112 157H113V156H112ZM112 157H110V158H112ZM119 157H120V160H124V159H121L122 156H119ZM119 157H118V158H119ZM130 157H129V158H130ZM200 157H201V156H200ZM200 157H199V158H200ZM202 157H203V155H202ZM202 157H201V159H202ZM205 157H204V158H205ZM23 158H25V157H23ZM62 158H63V156H62ZM62 158H61V160H62ZM77 158H79V156H78ZM77 158H75L76 161H77ZM94 158H95V157H94ZM102 158H104V157H102ZM115 158H116V157H115ZM118 158H116V159H118ZM127 158H128V157L126 156V158H125V160H126L125 163H127V164H131L130 161H128L129 163L127 162ZM138 158H139V157H136V160H138ZM189 158H188V159H189ZM226 158H227V157H226ZM226 158H225V159H226ZM235 158H236V157H235ZM71 159H72V158H71ZM82 159H83V158H82ZM105 159H106V158H105ZM107 159H108V158H107ZM113 159H114V157H113ZM116 159H115V160H116ZM134 159H132L131 161H133ZM155 159H156V158H155ZM195 159H196V157H195ZM197 159H198V157H197ZM210 159H212V158H210ZM230 159H231V158H230ZM230 159L227 158L228 161H229ZM58 160H59V159H58ZM58 160H57V161H58ZM61 160H60V161H61ZM64 160H65V157H64ZM64 160H63V161H64ZM80 160H81V159H80ZM87 160L89 161V159H87ZM87 160L85 159V161H87ZM96 160H98V159H96ZM99 160L101 161V158H100ZM191 160H192V159H191ZM193 160H194V156H193ZM263 160H264V159H263ZM57 161H56V162H57ZM73 161H75V160H73ZM73 161H72V163H73ZM78 161H79V159H78ZM111 161H112V160H111ZM113 161H114V160H113ZM116 161H117V160H116ZM144 161L147 162L145 159H144ZM144 161H143V163H144ZM152 161H154V162L156 161V162L158 163V159H156V160L152 159V160L150 161L151 163H148V162H147L146 164H148V165L150 164V165H151V164H152ZM197 161H198V160H197ZM211 161H213V159H212ZM232 161H233V159H231V161H230V162L232 163L231 166H234ZM65 162H66V161H65ZM68 162L70 163L71 160L68 161ZM83 162H84V161H83ZM118 162H119V159H118ZM118 162H117V163H118ZM120 162H123V161H120ZM138 162H139V161H138ZM140 162H141V160H140ZM175 162H176V161H175ZM177 162H178V161H177ZM201 162H203V161L201 160ZM206 162H208V161H206ZM206 162H205V164H206ZM213 162H215V161H213ZM217 162H216L214 165H216ZM223 162H224V161H223ZM60 163H61V162H60ZM72 163H70L69 165H71ZM75 163H76V162H75ZM87 163H88V162H87ZM87 163H86V164H87ZM89 163H90V162H89ZM98 163H99V162H98ZM107 163H108V162H107ZM111 163L113 164V162H111ZM114 163H115V162H114ZM132 163H135V164H136L137 161H136V162L134 161V162H132ZM173 163H174V162H173ZM209 163H210V162H209ZM227 163H229V162H227ZM227 163H226V164H227ZM262 163H263V161H262ZM262 163H261V164H262ZM14 164H16V163H14ZM30 164H31V163H30ZM50 164H51V163H50ZM58 164H59V163H58ZM64 164H66V163H64ZM67 164H68V163H67ZM73 164H74V163H73ZM76 164H78V163H76ZM81 164H82V163H81ZM83 164H84V163H83ZM118 164H120V163H118ZM137 164H138V163H137ZM139 164L141 165L142 162L139 163ZM146 164H143V165H146ZM155 164H156V163H155ZM155 164H154V165H155ZM179 164H180V162H179ZM181 164H182V163H181ZM181 164H180V165H181ZM201 164L203 165L204 162L201 163ZM221 164H222V163H221ZM263 164H264V163H263ZM25 165H26V162H25ZM53 165H55V164H53ZM53 165H52V166H53ZM69 165H67V166H68V169L70 170L72 165H71V166H69ZM74 165H75V164H74ZM102 165L104 166V164H102ZM122 165H123V164H122ZM125 165H126V164H125ZM148 165H146V166L148 167ZM150 165H149V166H150ZM152 165H153V164H152ZM174 165H176V164H174ZM174 165H171V167L174 166ZM193 165H194V164H193ZM202 165H201V166H202ZM223 165H225V164L223 163ZM31 166H32V165H31ZM36 166H37V165H36ZM41 166H42V165H41ZM52 166H51V167H52ZM56 166H57V164H56ZM76 166H77V165H76ZM76 166H74V168H75ZM78 166L81 167L82 165H78ZM78 166H77V167H78ZM83 166H85V165H83ZM86 166H88V164H87ZM91 166H93V165L91 164ZM114 166H115V165H114ZM131 166H133V164H132ZM138 166H139V165H138ZM177 166H178V165H177ZM186 166H187V165H186ZM205 166L207 167L208 164H206ZM205 166H202V167H205ZM209 166H210V165H209ZM212 166H213V165H212ZM220 166H222V165H220ZM220 166H217V168H219ZM226 166H227V165H226ZM231 166H230V164H229V168H227V169H231V168H230ZM263 166H264V165H263ZM21 167H22V166H21ZM33 167H34V166H33ZM42 167H43V166H42ZM54 167H55V166H54ZM60 167H61V166H60ZM60 167H59V168L57 167L58 170L60 169ZM100 167H101V169H103L102 166H100ZM144 167H145V166H144ZM169 167H170V166H169ZM169 167H168V168H169ZM179 167H180V166H179ZM181 167L183 168V166H181ZM199 167H200V166H199ZM227 167H228V166H227ZM235 167L237 168L236 164H235ZM260 167H262V166H260ZM55 168H56V167H55ZM65 168H66V167H64V168H62V169H64V171H65ZM74 168H73V169H74ZM116 168H117V167H116ZM116 168H115V169H116ZM122 168H124V167H122ZM133 168H134V167H133ZM151 168H152V167H151ZM162 168H163V167H162ZM164 168H165V167H164ZM182 168L180 169V171H181V170H182V171L185 170V172H186L187 169H182ZM221 168H222V167H221ZM221 168H220V170H221ZM232 168H233V167H232ZM28 169H29V168H28ZM32 169H33V168H32ZM36 169H37V167H36ZM50 169H51V168H50ZM68 169H67V171H68ZM77 169H78V168H77ZM85 169H86V168H85ZM85 169H84V170H85ZM89 169H91V168L89 167ZM89 169H88V170H89ZM94 169H95V167H94ZM94 169H92V170H94ZM101 169H100V172H101ZM105 169L108 170V168H105ZM105 169H104V170H105ZM110 169H111V168H110ZM119 169H120V168H119ZM126 169H127V168H126ZM139 169H141V168H139ZM139 169H138V170H139ZM153 169H154V168H153ZM156 169H157V168H156ZM156 169H154V170H156ZM160 169H161V168H160ZM173 169H174V171L177 172V170H175V168H171L170 171H172ZM210 169H211V168H210ZM212 169H213V168H212ZM223 169H224V168H223ZM223 169H222V170H223ZM227 169H226V172H227ZM30 170H31V167H30ZM47 170H48V169H47ZM58 170H57V171H58ZM74 170L76 171V169H74ZM74 170H72V171L75 172ZM112 170H114V168H113ZM117 170H118V169H117ZM124 170H125V169H124ZM144 170H146V169H144ZM157 170H159V167H158ZM161 170H162V169H161ZM194 170H195V169H194ZM198 170L201 171L200 168H198ZM198 170H196V171L199 172ZM205 170H206V169H205ZM205 170H204V171H205ZM80 171H82V170H80ZM80 171H79V174H80ZM85 171H87V169H86ZM121 171H122V170H121ZM121 171H120V172H121ZM129 171H130V170H129ZM129 171L127 170V172H129ZM141 171H142V169H141ZM147 171H148V170H147ZM152 171H153V170H152ZM152 171H151V172H152ZM162 171H163V170H162ZM170 171L167 170V174H168ZM189 171H192V170H187L186 174H187ZM215 171H216V170H215ZM224 171H225V170H224ZM224 171H222L223 174L226 173V172H224ZM231 171H233V170H231ZM231 171H230V172H231ZM235 171H236V169H235ZM235 171H234V172H235ZM59 172H62L61 175H63V174L66 173V171H65V173H64L63 170H59ZM69 172H71V171H69ZM87 172H88V171H87ZM95 172H96V170H95ZM105 172H106V171H105ZM111 172H112V171H111ZM125 172H126V171H125ZM130 172H131V171H130ZM132 172H133V170H132ZM132 172H131V174H132ZM153 172H154V171H153ZM153 172H152V173H153ZM159 172H160V171H159ZM163 172H164V171H163ZM178 172H179V171H178ZM178 172H177V173H178ZM207 172H208V171H207ZM207 172H205V175H207V174H206ZM213 172H214V171H213ZM217 172H218V171H217ZM230 172H229V173H230ZM8 173H9V172H8ZM10 173H11V172H10ZM50 173H51V172H50ZM67 173H68V172H67ZM67 173H66V176H67V177H70V176H68ZM93 173H94V171H93ZM138 173H139V172H138ZM140 173H141V172H140ZM157 173H158V172H157ZM172 173H173V172H172ZM172 173H171V174H172ZM192 173H193V172H191V174H192ZM208 173H209V172H208ZM220 173H221V172H220ZM220 173H219V175H220ZM231 173H232V172H231ZM59 174H60V173H59ZM81 174H82V173H81ZM84 174H85V173H84ZM84 174H83V175H84ZM96 174H97V172H96ZM99 174H100V173H99ZM112 174H114V172H113ZM122 174H123V172H122ZM125 174H126V175H129V174H127V173H125ZM131 174H130V176H131ZM133 174H135V177H136V173H133ZM133 174H132V175H133ZM142 174H143V173H142ZM147 174H148V172H147ZM149 174H150V171H149ZM155 174H156V173H155ZM159 174H160V173H159ZM163 174H164V173H163ZM167 174H165V177H166ZM171 174H170V176H172ZM180 174H181V173H180ZM186 174H185V176H186ZM199 174H201V173H199ZM199 174L197 173L198 177H200ZM223 174H222V176H226V174H225V175H223ZM232 174H233V173H232ZM7 175H8V174H7ZM7 175H6V176H7ZM11 175L13 176L12 173H11ZM53 175H56V174L54 173ZM69 175H70V174H69ZM72 175H73V174H72ZM88 175H89V174H88ZM101 175H103L102 172H101ZM126 175H125V176H126ZM144 175H145V173H144ZM161 175H162V174H161ZM187 175H188V174H187ZM205 175H204V176H205ZM208 175H209V174H208ZM229 175H230V174H229ZM56 176H57V175H56ZM66 176H65V177H66ZM107 176H108V174H107ZM121 176H123V175H121ZM125 176H124V177H125ZM146 176H147V175H146ZM152 176H153V175H152ZM156 176H157V175H156ZM175 176H176V175H175ZM188 176H189V175H188ZM222 176H221V179H223ZM13 177H15V176H13ZM58 177H59V176H58ZM72 177H73V176H72ZM77 177H78V176H77ZM77 177L75 176V179H76ZM93 177H94V176H93ZM93 177H92V178H93ZM97 177H98V176H97ZM97 177H96V178H97ZM109 177H110V176H109ZM113 177H114V176H113ZM138 177H139V176H138ZM147 177L149 178L150 176H147ZM158 177H159V176H157L156 178H154V180L157 179ZM160 177H161V176H160ZM163 177H164V175H163ZM165 177H164V178H165ZM179 177H180V176H179ZM179 177H178V179L182 178L183 175H182V177H180V178H179ZM198 177H195V176H194V180H195V178H196V180H197ZM201 177H203V174H201ZM213 177H214V174H213ZM217 177H218V176H217ZM1 178H2V177H1ZM3 178H4V177H3ZM56 178H57V177H56ZM56 178H55V181H56ZM60 178H62V177H60ZM84 178H85V177H84ZM84 178H83V179H84ZM89 178H90V177H89ZM92 178H90V179H92ZM102 178L104 179V180H103V179H102V180L105 181V178H106V177H102ZM110 178H111V177H110ZM118 178H120V176H118ZM139 178H140V177H139ZM143 178H144V177H143ZM151 178H152V177H151ZM166 178H167V177H166ZM176 178H177V177H175V179H176ZM189 178H190V176H189ZM208 178H210V177H207L206 179L208 180ZM218 178H219V177H218ZM14 179H15V178H14ZM53 179H54V178H53ZM57 179H58V178H57ZM62 179H63V178H62ZM62 179H61V180H62ZM65 179H66V178H64V180H65ZM70 179H72V178H70ZM122 179H123V178H122ZM122 179H121V180H122ZM125 179H126V178H125ZM137 179H138V178H136V180H137ZM171 179H172V177H171ZM171 179H170V180H171ZM173 179H174V178H173ZM173 179H172V180H173ZM183 179H184V177L182 178V181H181V182H183ZM190 179H191V178H190ZM190 179H189V180H190ZM201 179H202V178H200V180H199V179H198V180L201 181ZM12 180H13V179L11 178V181H12ZM16 180H17V179H16ZM49 180H50V178L48 179V181H49ZM51 180H52V179H51ZM59 180H60V179H59ZM61 180H60V181H61ZM86 180L89 182V179L86 178ZM99 180H100V179L98 178V181H99ZM128 180H130V179H129V176H128ZM133 180L136 181L135 178H134ZM142 180H143V179H142ZM142 180H140V181H142ZM147 180H148L149 182H151V180H149V179H147ZM158 180H159V179H158ZM158 180H157V182H158ZM165 180H167V179H165ZM165 180H164V181H165ZM187 180H188V179H187ZM196 180H195V182H196ZM203 180H204V179H203ZM48 181H47V182H48ZM52 181H53V180H52ZM57 181H58V180H57ZM57 181H56V182H57ZM60 181H59V182H60ZM68 181H69V180H68ZM79 181H80V180H79ZM79 181L77 180V184H78ZM91 181H92V180H91ZM91 181H90V182H91ZM93 181H94V179H93ZM123 181H124V180H123ZM125 181H127V180H125ZM137 181L140 182L139 180H137ZM137 181H136V182H137ZM144 181H146V180H144ZM175 181H176V180H175ZM175 181H174V183H175ZM212 181H213V180H212ZM255 181H256V180H255ZM255 181H254V183H255ZM2 182H3V181H2ZM15 182H16V181H15ZM17 182H18V180H17ZM42 182H43V181H42ZM49 182H50V181H49ZM49 182H48V184H49ZM53 182H54V181H53ZM56 182H55V183H56ZM66 182H67V181H66ZM73 182H74V181H73ZM73 182L71 181V184H72ZM84 182H86V181H84ZM84 182H82V186H83V183H84ZM88 182H86V184H87ZM111 182H112V181H111ZM114 182H115V179H114ZM142 182H143V181H142ZM142 182H141V183H142ZM149 182H147V183H149ZM161 182H162V180H161ZM161 182H159V183H161ZM165 182H166V181H165ZM176 182L178 183V182H180V181H176ZM191 182H192V181H191ZM206 182H207V181H206ZM213 182H214V181H213ZM257 182H258V181H257ZM11 183H12V182H11ZM22 183H23V182H22ZM45 183H46V182L44 181V186H45ZM51 183H52V182H50V184H51ZM55 183H54V184L52 183L51 185H54V186H55ZM60 183H61L62 186H63L64 183H62V181H61ZM60 183H57V184H60ZM107 183H109V182H107ZM116 183H117V182H116ZM121 183H122V182H121ZM143 183H144V182H143ZM152 183H154V182H152ZM177 183H176V184H177ZM187 183H188V182H187ZM189 183H190V182H189ZM192 183H193V182H192ZM197 183H199V182H197ZM200 183H201V182H200ZM210 183H211V182H209V184H210ZM221 183H222V182H221ZM258 183H259V182H258ZM13 184H14V182H13ZM16 184H17V183H16ZM16 184H15V185H16ZM18 184H19V183H18ZM23 184H24V183H23ZM26 184H27V183H26ZM50 184H49V185H50ZM69 184H70V182H69ZM77 184H75V185L78 186ZM109 184H110V183H109ZM112 184L114 185L115 183L112 182ZM117 184H120L119 181H118ZM117 184H116V186H117ZM138 184H140V183H138ZM154 184H156L157 186H160V185L157 184V183H154ZM154 184H153V185H154ZM161 184H162V183H161ZM168 184L170 185V182H169ZM176 184H175V185H176ZM178 184H179V183H178ZM185 184H186V183H185ZM185 184H183V185H185ZM193 184H195V183H193ZM216 184H219V185H220V183H218V182H217ZM27 185H28V184H27ZM27 185H25V186H27ZM65 185H66V184H64V186H65ZM95 185H96V183H95ZM99 185H100V184H99ZM140 185H141V184H140ZM147 185H148V184H147ZM175 185H174V186H175ZM196 185H197V184H196ZM201 185H202V184H201ZM201 185H200L201 188H200V187H199V188H200L201 191H202V187H203V186H201ZM204 185H207V184L204 183ZM230 185H231V183H230ZM230 185H229V186L227 185V186L230 188ZM248 185H251V184H248ZM16 186H17V185H16ZM16 186H15V187H16ZM47 186H48V185H47ZM47 186H46V188H47ZM69 186H70V185H69ZM80 186H81V185H80ZM100 186H101V185H100ZM106 186H107V185H106ZM106 186H104V187H105V190H106ZM111 186H112V185H111ZM144 186H145V185H144ZM157 186H154V187H157ZM166 186H167V185H165V187H166ZM178 186H179V185H178ZM193 186H194V185H193ZM227 186H226V188H227ZM22 187H23V186H21L20 189H21ZM56 187H57V186H55V188H56ZM70 187H71V186H70ZM70 187H69V188H70ZM73 187H74V185H73ZM73 187H72V188H73ZM96 187H98V185L95 186V190L97 191ZM120 187H121V186H120ZM120 187H118V188H120ZM154 187H153L152 190H155ZM160 187H161V186H160ZM163 187H164V186H163ZM175 187L177 188V186H175ZM183 187H184V186H183ZM188 187H189V186H188ZM191 187H192V185H191ZM204 187H208V185H207V186H204ZM204 187H203V189H204ZM217 187H218V186H217ZM222 187H223V186H222ZM224 187H225V186H224ZM250 187H251V186H250ZM63 188H64V187H63ZM66 188H68V187H66ZM69 188H68V189H69ZM72 188H71V189H72ZM77 188H78V187H77ZM98 188H99V187H98ZM122 188H123V187H122ZM130 188H132V187H130ZM142 188H143V187H142ZM144 188H145V187H144ZM144 188H143V189H144ZM146 188H147V187H146ZM151 188H152V187H151ZM151 188H150V190H151ZM166 188H167V187H166ZM179 188H180V187H179ZM195 188H196V186H195ZM229 188H227V189H229ZM51 189H52V188H51ZM57 189H58V188H56V190H57ZM59 189H61V188H59ZM71 189H70V190H71ZM75 189H76V187H75L74 189H72V190H75ZM86 189H88V188H86ZM99 189H101V188H99ZM102 189H104V188H102ZM123 189H125V188H123ZM143 189H141V191H144ZM147 189H148V188H147ZM156 189H158V188H156ZM164 189H165V188H164ZM169 189L172 190L170 187H169ZM183 189H184V188H183ZM183 189H182V191H183ZM185 189H186V188H185ZM200 189H199V190H200ZM223 189H224V188H223ZM233 189H234V188H232V190H233ZM64 190H65V189H64ZM72 190H71V191H72ZM107 190H108V189H107ZM130 190H132V189H130ZM130 190H129V191H130ZM166 190H168V189H166ZM174 190H175V188H174ZM176 190H177V189H176ZM204 190H205V189H204ZM214 190H215V189H214ZM224 190H226V189H224ZM229 190H230V189H229ZM238 190H239V189H238ZM17 191H18V189H17ZM44 191H46V190H44ZM53 191H54V189H53ZM60 191H61V190H60ZM68 191H69V190H68ZM71 191H70V192H71ZM85 191H86V190H85ZM90 191H91V190H90V188H89L88 192L90 193ZM133 191H134V190H133ZM133 191H131V192H133ZM162 191H165V190H161L160 192L162 193ZM184 191H187V190H184ZM201 191H200V192H201ZM210 191H211V190H210ZM210 191H208V194H210V193H209ZM219 191H221V190H219ZM55 192H56V191H55ZM63 192H67V190H66V191H63ZM63 192H62V193H63ZM75 192H77V191H75ZM82 192H83V191H81V193H82ZM91 192H93V191H91ZM94 192H95V191H94ZM97 192H99V191H97ZM101 192H102V191H101ZM109 192L112 194L111 190H110ZM113 192H114V191H113ZM116 192H117V191H116ZM116 192H115V193H116ZM150 192H152V191H150ZM155 192H156V193H155ZM155 192H154V193L158 195L157 190H156ZM158 192H159V189H158ZM160 192H159V194H161ZM165 192H167V191H165ZM165 192H164V193H165ZM168 192H169V191H168ZM170 192H172V191H170ZM178 192H179V189H178ZM198 192H199V191H198ZM222 192H223V191H222ZM235 192H237V190H235ZM253 192H254V191H253ZM71 193H73V192H71ZM79 193H80V192H79ZM79 193H78V194H79ZM105 193H106V194H110V193H107V191H106ZM123 193H124V192H123ZM125 193H127V192H125ZM137 193H138V192H137ZM144 193H145V192H144ZM164 193H163V194H164ZM174 193H175V192H174ZM204 193H205V192H204ZM204 193L202 192L203 195H204ZM240 193H241V191H240ZM250 193H251V192H250ZM45 194H46V193H45ZM49 194H50V193H49ZM52 194H53V193H52ZM57 194H58V193H57ZM60 194H61V192H60ZM67 194H68V193H67ZM91 194H92V193H91ZM96 194H98V193H96ZM99 194H100V193H99ZM101 194H102V193H101ZM101 194H100V195H101ZM127 194H128V193H127ZM163 194H162V195H163ZM170 194H171V193H170ZM170 194H168V195H170ZM186 194H187V193H186ZM186 194H185V195H186ZM208 194H207V195H208ZM221 194H222V193L219 194L220 197H221ZM233 194H234V193H233ZM235 194H236V193H235ZM9 195H10V194H9ZM46 195H47V194H46ZM53 195H55V194H53ZM79 195H80V194H79ZM86 195H90V194H86ZM94 195H95V193H94ZM112 195H113V194H112ZM112 195H111V196H112ZM128 195H129V194H128ZM134 195H135V194H134ZM139 195H141V197H142V193H141V194L139 193ZM165 195H166V194H165ZM168 195H167V196H168ZM181 195H182V193L179 194L178 199L180 198ZM240 195H241V194H240ZM49 196H50V195H49ZM84 196H85V195H84ZM90 196H91V195H90ZM101 196H104V195H101ZM111 196H110V198H112ZM116 196H117V194H116ZM116 196H115V198H116ZM122 196H123V195H122ZM144 196H145V195H144ZM151 196H152V198H153V197H156V196H153V195H151ZM170 196H171V195H170ZM170 196H169V198L172 197V196H171V197H170ZM173 196H174V194H173ZM186 196H187V195H186ZM196 196H198V195H196ZM229 196H230V194H229ZM232 196H233V195H232ZM246 196H247V195H246ZM246 196H245L244 198H245L247 201L252 202L253 199H252V200H248V199L251 197V195H249L250 197H249L248 199L246 198ZM51 197H52V195H51ZM91 197H92V196H91ZM91 197H90V198H91ZM98 197H99V195H98ZM106 197H109V196H106ZM176 197H177V196H176ZM201 197H203V196L201 195ZM216 197H218V196H216ZM240 197H241V196H240ZM41 198H42V197H41ZM53 198H54V196H53ZM82 198H84V197H81V199H82ZM90 198L88 199V201L90 200ZM93 198H95V197H93ZM96 198H97V197H96ZM120 198H121V197H120ZM125 198H127V197L125 196ZM125 198L123 199L124 202H125ZM131 198H133V197H131ZM149 198H151V197L149 196ZM156 198H158V197H156ZM159 198H161V197H159ZM159 198H158V199H159ZM174 198H175V197H174ZM183 198H184V197H183ZM183 198H182V199H183ZM205 198H207V197L205 196ZM234 198H235V197H234ZM253 198H254V197H253ZM30 199H31V198H30ZM32 199H33V197H32ZM49 199H50V197H49ZM79 199H80V198H79ZM86 199H87V198H86ZM112 199H114V196H113ZM139 199H140V196H139ZM139 199H134V201H135V200L138 201ZM141 199H142V198H141ZM141 199H140V200H141ZM158 199H156L157 202H158V201L161 202V200H160V199L158 200ZM162 199H163V197H162ZM165 199H166V198H165ZM178 199H177V200H178ZM182 199L180 198L181 201H182ZM185 199H186V198H185ZM185 199H183V200H185ZM187 199H188V198H187ZM190 199H191V198H190ZM207 199H209V197H208ZM207 199H206V200H207ZM212 199H215V198H211V201H212ZM219 199H220V198H219ZM239 199H240V198H239ZM239 199H238V200H239ZM36 200H37V198H36ZM52 200H53V199H52ZM107 200H109V199H107ZM110 200H111V199H110ZM115 200H116V201L119 200V197H118V199L116 198ZM115 200H114V201H115ZM121 200H122V199H121ZM121 200H120V203H121ZM127 200H129V199L127 198ZM146 200H147V197H146ZM154 200H155V199H153V201H154ZM171 200H172V199H171ZM202 200H203V199H202ZM209 200H210V199H209ZM216 200H217V198H216ZM68 201H69V200H68ZM76 201H77V200H76ZM84 201H85V200H84ZM92 201H94V200L92 199ZM98 201H99V200H98ZM129 201H130V200H129ZM134 201H133V202H134ZM137 201H136V202H137ZM164 201H167V200H164ZM173 201H174V200H173ZM173 201H172V202H173ZM178 201H179V200H178ZM188 201H189V199H188ZM207 201H208V200H207ZM243 201H244V199H243ZM243 201H242V199L240 200V202H243ZM80 202H82V201H80ZM85 202H86V201H85ZM94 202H95V201H94ZM133 202L131 201V204H132ZM136 202H135V203H136ZM139 202H140V201H139ZM150 202H151V201H150ZM182 202H183V201H182ZM185 202H187V201H185ZM194 202H195V201H194ZM204 202H206V201H204ZM204 202H203V203H204ZM224 202H226V201H224ZM236 202H237V201H236ZM249 202H247V203H249ZM74 203H75V202H74ZM76 203H77V202H76ZM78 203H79V202H78ZM78 203H77V205H78ZM95 203H98V202H95ZM95 203H93V204L95 205ZM105 203H106V202H105ZM107 203H108V202H107ZM135 203H134V204H135ZM148 203H149V200H148ZM158 203H159V202H158ZM166 203H167V202H166ZM173 203H174L173 205L176 206V205H175V202H173ZM201 203H202V202H201ZM201 203H199V204H201ZM247 203H246V204H247ZM35 204H36V202H35ZM68 204H70V202H68ZM82 204H83V203H82ZM87 204H88V202H87ZM89 204H90V201H89ZM108 204H109V203H108ZM121 204H122V205H121ZM121 204H120L121 206H120L119 208L122 210L123 208H121V207H124L125 205H123V204H126V203H121ZM136 204H137V203H136ZM138 204H139V203H138ZM140 204H141V203H140ZM149 204H150V203H149ZM155 204H156V203H155ZM183 204H184V202H183ZM187 204H188V203H186V205H183V206H189V205H187ZM190 204H191V203H190ZM219 204H220V203H219ZM222 204H223V203H222ZM243 204L245 205V202L242 203V205H243ZM55 205H56V204H55ZM71 205H72V204H71ZM83 205H84V204H83ZM94 205H92V206H94ZM126 205H127V204H126ZM158 205H159V204H158ZM158 205H157V206H158ZM161 205L163 206V204H161ZM161 205H160V206H161ZM165 205H166V204H165ZM165 205H164V206H165ZM171 205H172V203H171ZM194 205H195V204H194ZM197 205H198V204H197ZM203 205H204V204H203ZM205 205H207V203H206ZM217 205H218V204H217ZM230 205H231V204H229V206H230ZM237 205H238V204H237ZM242 205H241V206H242ZM10 206H11V204H10ZM80 206H82V205H80ZM99 206H100V205H99ZM114 206L116 207V205H114ZM117 206H118V205H117ZM160 206H158V207H160ZM177 206H178V205H177ZM179 206H180V205H179ZM219 206H220V205H219ZM232 206H233V205H232ZM67 207H68V206H67ZM69 207H70V205H69ZM103 207H104V206H103ZM107 207H108V205H107ZM135 207H137V206H134V209H135ZM138 207H139V206H138ZM138 207H137V208H138ZM141 207H142V205H141ZM147 207H150V205L147 206ZM158 207H157V209H159ZM167 207H168V205H167ZM181 207H182V206H181ZM181 207H178V208H181ZM208 207H209V206H208ZM239 207H240V205H239ZM248 207H249V206H247V209H248ZM250 207H251V206H250ZM58 208H59V207H58ZM71 208H72V207H71ZM85 208H86V207H85ZM91 208H92V207H91ZM96 208L99 210L98 207H96ZM100 208H102V207H100ZM104 208H105V207H104ZM104 208H102V209H104ZM112 208H113V207H112ZM116 208H117V207H116ZM127 208H128V206L126 207V209H127ZM130 208H131V207H130ZM130 208H128V209H130ZM137 208H136V209H137ZM139 208H140V207H139ZM164 208H165V207H163L162 210H165V209H168V208L170 209V208H172V206H171V207H168V208H165V209H164ZM182 208H184V207H182ZM190 208H192V207H190ZM196 208H197V206H196ZM200 208H201V207H200ZM210 208H211V207H210ZM222 208H223V207H222ZM222 208H221V209H222ZM76 209H79V208H76ZM83 209H84V208H83ZM97 209H96V210H97ZM114 209H115V208H114ZM120 209H119L118 211H121ZM134 209H133V210H134ZM147 209H148V208H147ZM150 209H151V208H150ZM160 209H161V207H160ZM225 209H227V208H225ZM230 209H231V208H230ZM240 209H241V208H240ZM242 209H244V207H242ZM242 209H241V210H242ZM86 210H87V209H86ZM106 210H109V209H104L103 211L107 212ZM184 210H185V209H184ZM188 210L190 211L191 209H189V207H188ZM214 210H215V209H214ZM222 210H223V209H222ZM222 210H221V211H222ZM234 210H236V209L234 208ZM244 210H245V209H244ZM60 211H61V210H60ZM82 211H85V210H82ZM87 211H88V210H87ZM93 211H94V210H93ZM115 211H116V210H115ZM124 211H125V210H124ZM126 211H127V210H126ZM126 211H125V212H126ZM128 211H129V213H130V212L132 211V208H131V211H130V210H128ZM128 211H127V212H128ZM135 211H136V210H135ZM171 211H173V210H171ZM174 211H177V210H174ZM189 211H188V213H189ZM203 211H204V210H203ZM212 211H213V210H212ZM216 211H219V209H217ZM221 211H220V212H221ZM79 212H80V211H79ZM98 212H99L98 215H101V214H100L101 212H100V211H98ZM105 212H103V213H105ZM122 212H123V210H122ZM125 212L123 213L124 216H126V215L128 214V213L125 214ZM138 212H139V211H138ZM143 212H144V211H143ZM147 212H148V211H147ZM177 212H178V211H177ZM179 212H181V210H179ZM192 212H193V211H192ZM204 212H205V211H204ZM204 212H203V213H204ZM222 212L224 213V211H222ZM222 212H221V214H222ZM229 212H230V211H229ZM236 212H237V211H236ZM241 212H243V210H242ZM241 212H240V213H241ZM245 212H247V210L244 211V214H246ZM248 212H249V211H248ZM248 212H247V213H248ZM0 213H1V212H0ZM80 213H81V212H80ZM95 213H96V212H95ZM95 213H94V214H95ZM103 213H102V215H103ZM132 213H133V211H132ZM132 213H130V214H132ZM139 213L141 214L142 212H139ZM139 213H137V215H138ZM166 213H167V212H166ZM166 213H165V214H166ZM175 213H176V212H175ZM197 213H198V212H197ZM226 213H227V212H226ZM240 213H238L239 216H240ZM42 214H43V213H42ZM83 214H84V213H83ZM116 214H117V213H116ZM118 214H119V213H118ZM134 214H135V212L133 213V216H134ZM140 214H139V215H140ZM167 214H168V213H167ZM167 214H166V215H167ZM170 214H171V213H170ZM172 214H173V213H172ZM189 214H193V213L190 212ZM210 214H211V212H210ZM210 214H209V215H210ZM221 214H220V215H221ZM224 214H225V213H224ZM228 214H229V213H228ZM238 214H237V215H238ZM241 214H243V213H241ZM244 214H243V215H244ZM92 215H93V213H92ZM92 215H91V216H92ZM119 215H121V214H119ZM139 215H138V216H139ZM142 215H145V214H142ZM149 215H150V214H149ZM166 215H165V216H166ZM175 215H176V214H175ZM182 215H183V214H182ZM186 215H187V214H186ZM222 215H223V214H222ZM225 215L227 216V214H225ZM235 215H236V214H235ZM246 215H247V214H246ZM104 216H105V215H104ZM111 216H112V215H111ZM111 216H110V217H111ZM124 216H123V217H124ZM129 216H130V215H129ZM133 216H131V217H133ZM135 216H136V215H135ZM163 216H164V215H162V217H163ZM165 216H164V217H165ZM201 216H202V215H201ZM211 216H212V214H211ZM230 216H231V215H230ZM232 216H233V215H232ZM2 217H3V216H2ZM92 217H93V216H92ZM100 217H101V216H100ZM105 217H106V216H105ZM107 217L109 218V216H107ZM107 217H106V218H107ZM115 217H116V215H115ZM120 217H121V216H120ZM120 217H119V218H120ZM123 217H122V218H123ZM126 217H128V216H126ZM140 217H141V216H140ZM159 217H160V216H159ZM159 217H158V218H159ZM162 217H161V218H162ZM167 217H168V215H167ZM182 217H184V216H182ZM195 217H196V215L194 216V218H195ZM197 217H198V216H197ZM207 217H208V216H207ZM243 217H244V216H243ZM96 218H97V217H96ZM98 218H99V217H98ZM102 218H103V217H102ZM111 218H112V217H111ZM122 218H121V219H122ZM148 218H149V217H148ZM148 218H147V219H148ZM155 218H157V217H155ZM170 218L173 219V218H174V215H172ZM185 218H186V217H185ZM219 218H220V217H219ZM223 218H224V217H223ZM1 219H2V218H1ZM115 219H118V218H115ZM130 219H131L130 221H132V222L134 221V220H133L134 218H133V219L130 218ZM138 219H141V218H138ZM142 219H143V217H142ZM142 219H141V220H142ZM150 219H151V218H149L148 220H150ZM171 219H169V220H171ZM180 219H182V218H180ZM180 219L178 218L177 220H180ZM197 219H198V218H197ZM211 219H212V218H211ZM211 219H210V220H211ZM216 219H217V218H216ZM224 219H226V218H224ZM90 220H91V219H90ZM92 220H93V219H92ZM96 220L98 221V219H96ZM96 220H94V221H96ZM105 220H106V219H105ZM118 220H119V219H118ZM125 220H126V219H125ZM125 220H124V221H125ZM136 220H137V218H136ZM136 220H135L134 222H136ZM162 220H163V219H162ZM174 220H176V219H174ZM202 220H204V219L202 218ZM214 220H215V219H214ZM97 221H96V222H97ZM107 221H108V219H107ZM107 221H106V222H107ZM115 221H116V220H115ZM120 221H121V220H120ZM172 221H173V220H172ZM198 221H199V219H198ZM220 221H223V219H221ZM220 221H219V223H220ZM67 222H68V221H67ZM80 222H81V220H80ZM80 222H78V223L80 224ZM82 222H83V221H82ZM86 222H87V221H86ZM99 222H100V221H99ZM106 222L103 221L102 223H105V224H106ZM121 222H122V221H121ZM128 222H129V221H128ZM128 222H127V223H128ZM132 222H130V223H132ZM168 222H170V221H168ZM211 222H212V221H211ZM15 223H16V222H15ZM90 223H91V222H90ZM114 223H115V222H114ZM148 223L151 224V222H149V221H148ZM153 223H154V222H153ZM171 223H172V222H171ZM207 223H209V222H207ZM213 223H214V222H213ZM222 223H223V222H222ZM222 223H220V224H222ZM76 224H77V223H75V226H76ZM82 224H83V223H81L80 225H82ZM88 224H89V223H88ZM107 224H109V222H108ZM107 224H106V225H107ZM111 224H113V223H111ZM111 224H109L108 226L113 227ZM121 224H122V226H123L124 222H122ZM125 224H126V222H125ZM128 224H129V223H128ZM132 224H133V223H132ZM146 224H147V223H146ZM177 224H178V221H177ZM184 224L188 225V224L185 223V222H184ZM198 224H199V223H198ZM216 224H217V223H216ZM77 225H78V224H77ZM118 225H119V224H117L116 226H118ZM133 225H134V224H133ZM144 225H145V224H144ZM148 225H149V224H147V226H148ZM173 225H174V224H173ZM186 225H185V226H186ZM196 225H197V224H196ZM211 225H212V223H211ZM213 225H214V224H213ZM68 226H69V225H68ZM85 226H87V225H84V227L81 226V227L83 228V230H84ZM94 226H95V225H94ZM103 226H104V225H103ZM103 226H102L101 228H103ZM122 226H121V227H122ZM152 226H154V225H150V228H151ZM179 226H180V225H178V227H179ZM214 226H215V225H214ZM223 226H224V225H223ZM1 227H2V226H1ZM4 227H5V226H4ZM4 227H3V228H4ZM118 227H120V226H118ZM121 227H120V228H121ZM129 227H130V225H129ZM129 227H128V229L131 228V227H130V228H129ZM132 227H133V226H132ZM145 227H146V226H145ZM145 227H143V228H145ZM69 228H70V227H69ZM69 228H68V230H69ZM73 228H75V227H73ZM73 228H72V229H73ZM87 228H88V227H87ZM95 228H96V227H95ZM104 228H105V226H104ZM171 228H172V226H171ZM173 228H176V227H173ZM179 228H180V227H179ZM181 228H182V226H181ZM184 228H185V227L183 226L182 229H184ZM210 228H211V226H210ZM223 228H224V227H223ZM1 229H2V228H1ZM85 229H86V228H85ZM90 229H91V228H90ZM92 229H93V228H92ZM92 229H91V230H92ZM110 229H112V228H110ZM113 229H114V228H113ZM115 229H118V228H115ZM123 229H124V228H123ZM131 229H132V228H131ZM131 229H130V230H131ZM141 229H142V226H141ZM177 229H178V228H176L175 231H177ZM75 230H76V229H75ZM77 230H78V229H77ZM95 230H96V229H95ZM108 230H109V228L107 229V231H108ZM120 230H121V229H120ZM120 230H119V231H120ZM151 230H153V229H152V228L149 229V232H150ZM173 230H174V229H173ZM185 230H187V229L185 228L184 231H185ZM71 231H73V230H71ZM78 231H79V230H78ZM89 231H90V230H89ZM92 231H93V230H92ZM96 231H97V230H96ZM105 231H106V230H105ZM109 231H110V230H109ZM112 231H113V230H112ZM131 231H132V230H131ZM131 231H130V232H131ZM146 231H148V230H146ZM146 231H145V232H146ZM74 232H75V231H74ZM84 232H87V231L84 230ZM123 232L125 233V237H126L127 233L125 232V230H124ZM132 232H133V231H132ZM136 232H137V231H136ZM136 232H135V234H136ZM140 232H141V231H140ZM171 232H173V231H171ZM171 232H169V233H171ZM177 232H178V231H177ZM177 232H175V233H177ZM186 232H187V231H186ZM186 232H185V233H186ZM76 233H77V232H76ZM82 233H83V232H81L80 234L82 235ZM98 233H100V231H99ZM101 233H102V232H101ZM120 233H121V232H120ZM158 233H159V232H158ZM164 233H167V232H164ZM169 233L166 234V235H169ZM180 233L183 234V231L180 232ZM73 234H74V233H73ZM90 234H91V233H90ZM94 234L96 235V233H94ZM94 234H93V235H94ZM133 234H134V232H133ZM135 234H134V235H131V236H135ZM144 234H145V233H144ZM146 234H147V233H146ZM182 234H181V235H182ZM70 235H72V233H71ZM70 235H69V236H70ZM91 235H92V234H91ZM93 235H92V236H93ZM97 235H98V234H97ZM140 235H142V234H140ZM164 235H165V234H164ZM186 235H187V234H186ZM72 236H73V235H72ZM79 236H80V235H79ZM83 236L86 237V235H83ZM118 236H119V235H118ZM121 236H122V235H121ZM131 236H130V237H131ZM136 236H137V235H136ZM148 236H149V235H148ZM148 236H146V237L148 238ZM170 236H173V234H171ZM187 236H188V235H187ZM70 237H71V236H70ZM70 237H69V239H70ZM77 237H78V235H77ZM95 237H97V236H95ZM98 237H100V236H98ZM98 237L96 238L97 240H98ZM105 237H106V236H105ZM105 237H104V239H105ZM130 237H129V238H130ZM158 237H159V236H158ZM180 237H181V236H179L178 238H180ZM183 237L185 238V236H183ZM183 237H181V238H183ZM79 238H82V237H79ZM89 238H91V237H89ZM116 238H117V237H116ZM120 238H121V237H120ZM122 238H123V237H122ZM127 238H128V237H127ZM165 238H167V237H165ZM173 238H174V237H173ZM175 238H177V237L175 236ZM181 238H180V240H181ZM184 238H183V239H184ZM83 239H84V238H82V240H83ZM86 239H87V237H86ZM92 239H93V238H92ZM96 239H94V240H96ZM124 239H125V238H124ZM168 239H170V238H168ZM65 240H67L66 243H68V244L70 243V241H69L67 238H66ZM73 240H76V239L73 238ZM97 240H96V242H94V243L97 244V242H98ZM154 240H155V243H156V245H157V243H158V241H156L157 238H155ZM158 240H160V239H158ZM166 240H167V239H166ZM71 241H72V240H71ZM78 241H79V240H78ZM80 241H81V240H80ZM86 241H88V239L85 240L84 242H86ZM106 241H107V240H106ZM118 241H119V240H118ZM121 241H122V243H123V239H122ZM124 241H125V244H124V245L127 246V247H129V246H128L129 243L127 242L128 240H127V241L124 240ZM130 241H131V240H130ZM173 241H174V240L172 239V240L169 241V242L173 245ZM89 242H90V241H88L87 244L90 245ZM101 242L103 243L102 239H101ZM163 242H164V241H163ZM163 242H161V243H163ZM72 243H74V241H72ZM76 243H77V241H75L74 244H76ZM81 243H82V242H81ZM81 243H80V244H81ZM92 243H93V241H92ZM94 243H93L92 245H94ZM104 243H105V242H104ZM106 243H108V242H106ZM106 243H105V244H106ZM112 243H113V242H112ZM120 243H121V242H120ZM120 243L118 242L119 247L122 246V245L120 246ZM126 243H128V244H126ZM155 243L153 242V244H155ZM161 243H160V244H161ZM167 243H168V241H167ZM167 243H166V244H167ZM68 244H67V245H68ZM80 244L78 245V247H77V245H76L77 248H76V247H75V248H76V249H79V248H80L79 246H82V245H80ZM85 244H86V243H85ZM105 244H104V245H105ZM153 244H151V245L153 246ZM164 244H165V242L163 243V245H164ZM166 244H165V245H166ZM168 244H169V243H168ZM178 244H179V243H178ZM178 244H176V245H178ZM69 245H70V244H69ZM98 245H99V244H98ZM104 245H103V246H104ZM112 245H113V244H112ZM124 245H123V246H124ZM129 245H130V244H129ZM176 245H175V246H176ZM72 246H73V244L71 245V247H72ZM84 246H85V245H84ZM86 246H87V245H86ZM115 246H116V245H115ZM130 246H131V245H130ZM140 246L142 247V245H140ZM146 246H147V245H145V247H146ZM148 246H150V244H148ZM73 247H74V246H73ZM97 247H99V246H97ZM117 247H118V246H117ZM119 247H118V249H119ZM127 247H126V248H127ZM143 247H144V245H143ZM143 247H142V248H143ZM145 247H144V248H145ZM173 247H174V246H173ZM86 248H87V247H86ZM92 248H93V247H92ZM103 248H106V250H107V246H106V247H103ZM111 248H112V247H111ZM111 248H110V249H111ZM123 248H124V247H123ZM130 248H131V247H130ZM138 248H139V245H138ZM144 248H143V249H144ZM176 248H178V247L176 246ZM80 249H82V248H80ZM83 249H84V248H83ZM90 249H91V248H90ZM93 249H96V250H97L98 248H93ZM116 249H117V248H116ZM116 249H114V250H116ZM118 249H117L116 251H118ZM132 249H133V247H132ZM132 249H131V250H132ZM135 249H136V247H135ZM135 249H134V250H135ZM143 249H142V250H143ZM145 249H146V248H145ZM147 249H148V247H147ZM98 250H99V249H98ZM98 250H97V251H98ZM112 250H113V249H112ZM119 250H120V249H119ZM125 250H126V249H125ZM128 250H129V249H128ZM140 250H141V249H140ZM155 250H156V249H155ZM174 250H175V249H174ZM174 250L172 251V249H171L170 252L172 251V252L174 253ZM77 251H78V250H77ZM84 251H85V249H84ZM104 251H105V250H104ZM108 251H109V250H107V252H108ZM135 251H136V250H135ZM137 251H139V250H137ZM143 251H144V250H143ZM156 251H157V250H156ZM168 251H169V250H168ZM168 251H167V252H168ZM175 251H177V250H175ZM179 251H180V250H179ZM70 252H71V250H70ZM73 252H74V254H75V250H74ZM73 252H72V253H73ZM92 252H93V251H92ZM102 252H103V251H102ZM109 252H110V251H109ZM109 252H108V254H109ZM111 252H112V251H111ZM111 252H110V253H111ZM121 252H123V251H121ZM124 252H125V251H124ZM129 252H130V251H129ZM148 252H149V251H148ZM148 252L146 251V253H148ZM154 252H155V251H153V254L151 253V254H152L151 256H154ZM80 253H81V251H80ZM83 253H84V252H83ZM86 253H87V252H86ZM86 253L84 254V256L86 255ZM95 253H96V252H95ZM97 253H98V252H97ZM103 253H106V252H103ZM114 253H115V252H114ZM119 253H120V251L118 252V254H119ZM132 253H135V252H132ZM155 253H156V252H155ZM175 253H176V252H175ZM74 254H72V255H74ZM89 254H91V253H89ZM112 254H113V252H112ZM179 254H180V252H179ZM72 255H70V256H72ZM75 255H76V254H75ZM81 255H82V254H81ZM93 255H94V254H93ZM110 255H111V254H110ZM130 255H131V253H130ZM138 255H139V253H138ZM146 255H148V254H146ZM149 255H150V254H149ZM155 255H156V254H155ZM77 256H78V255H77ZM77 256H76V257H77ZM86 256H87V255H86ZM90 256H91V255H90ZM113 256H114V255H113ZM113 256H111V257H113ZM121 256H122V255H121ZM127 256H128V255H127ZM133 256H135V255H133ZM92 257H93V256H92ZM109 257H110V256H109ZM109 257H107V259H108ZM116 257H118V255L115 256V258H116ZM123 257H124L123 259H126V257H125L124 255H123ZM128 257H129V256H128ZM154 257H156V256H154ZM82 258H83V257H82ZM90 258H91V257H88V259H90ZM121 258H122V257H121ZM144 258H146V257H144ZM168 258H169V257H168ZM83 259H84V258H83ZM98 259H99V258H98ZM127 259H129V258H127ZM73 260H75V259H73ZM92 260H93V258H92ZM94 260H96V259H94ZM94 260H93V262H94ZM105 260H106V259H105V257H104V262H105ZM111 260H112V259H111ZM111 260H109V262H110ZM76 261H77V260H76ZM115 261H116V260H114V261H112V262H115ZM120 261H122V259H120ZM126 261H127V260H126ZM126 261H125V262H126ZM131 261H132V259H131ZM73 262H74V261H73ZM78 262H80V260H78ZM78 262H77V263H78ZM83 262H84V261H83ZM83 262H82V263H83ZM85 262H86V261H85ZM88 262H89V261H88ZM95 262H96V261H95ZM97 262H99V261H97ZM122 262H123V261H122ZM125 262H124V263H125ZM128 262H129V261H128ZM82 263H81V264H82ZM117 263H120V262L117 261L115 264H117ZM58 264H59V263H58ZM87 264H88V263H87ZM102 264H103V262H102ZM108 264H109V263H108ZM111 264H112V263H111ZM121 264H122V263H121Z\"/></svg>",
    "mask_w": 264,
    "mask_h": 264
}]
</instances>
